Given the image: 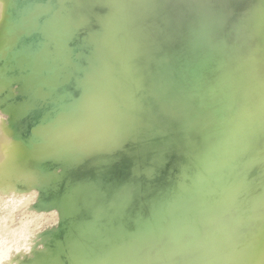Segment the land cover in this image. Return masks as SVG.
Listing matches in <instances>:
<instances>
[{
  "label": "bare ground",
  "instance_id": "obj_1",
  "mask_svg": "<svg viewBox=\"0 0 264 264\" xmlns=\"http://www.w3.org/2000/svg\"><path fill=\"white\" fill-rule=\"evenodd\" d=\"M0 1L2 2V0H0ZM5 1L7 2V0H5ZM8 1H11V0H8ZM241 1L243 4L240 3ZM3 3L5 4V2H3ZM3 3L1 5H3ZM7 3H6V5H7ZM9 4H11V3L9 2ZM9 4L6 7H9L10 6ZM213 5H223V6L229 7L230 11L228 12L227 15L223 16L221 13H219L218 11H216L212 7ZM11 6H14V5L11 4ZM236 6H238V7H236ZM14 7H15L14 9L12 7V10H10L11 7H9V9L6 8L10 11L8 12V10H7L6 11L7 13L4 12L5 17L2 18L0 21V25L2 22L1 30H3L0 32H2V34L6 33L7 36H9L8 41H9V39L10 40L12 39V41L8 42L6 39V34H5V36L3 38H5L6 40L4 39L5 41L4 40L1 41V39H0V44H2V43L7 44V42H8L7 45L8 46L10 45V48L12 46V48H13L16 46V44L19 43V39L22 42V39H24L23 37H27V38L29 37L36 44L37 50L41 51V53L44 55L50 54L51 51H50V53H46V50L49 52V50H52L53 48H56L57 51L54 50V52H56L55 55H57V52L62 53V52H60V50L63 51V49H65L63 47L67 46L66 49H68L70 52H68L66 49L64 51H67V53H69V55H71L73 57V59H72V57L69 56L72 61L69 58L71 63H70V67L66 68L67 72H68V79H66L67 76L65 78L66 81H64V79H63V81L57 80V79L56 80H49L48 79V81H45L44 79L42 80V81H45L42 84L43 85L42 95L46 99H48L47 101L46 100L45 101L43 100V101L45 103L48 102L47 104H49V103L51 104L49 111L51 109L53 111L54 110L53 107L57 108V110L54 111V115H56V114L60 115L62 117V118H60V119H62V121H64L63 118H66L65 120H67V119H72L75 116V119H74L75 121L73 119L71 120L72 123L76 122L74 125H72L73 129H69V127L71 126L70 125L71 123H69L70 120H67L68 123H66L64 121V123H66L65 126L68 124L67 125L68 129H67L64 126V123L60 124L61 121L58 120L60 116H58V118H57V115H56L57 120L60 122L59 123L57 121L58 126L60 124V126L58 128L56 127L55 124H53V122H52L53 127L44 128V126L42 127V125H41V129H39L40 124H39V126H37V124H36V126L38 128H36L35 126H34L35 127L34 128L32 125L29 126V128L32 127V128H30L31 131H32V129H33V131H36V130H41V131H39V132L36 131L34 133H33V131L29 132V134L30 133H33V134L29 135V137L26 135L28 138L27 137L24 138L21 136V138H23L22 141H24V139H25V141H26L25 143L29 146V147L26 146L23 142L22 146L25 145L24 148L28 147V149H29L30 146H32V147L33 146H39L40 142L45 137L48 138V136H51L53 133L57 132V130L61 131V129H63V128H64V131H66V132L68 131L69 133H71V132L73 133V134H71V135H73L72 138L70 135H69L70 138L68 136V140L69 139H72V141L75 140L76 135H80L81 133L83 135V133H84L83 131L88 132V135L90 136L89 130L91 128H93V126L91 127V124H94L98 120L100 121V119L102 120L103 118H105L107 116V114H110L111 113L109 111V110H111L110 105H112L113 103H114L113 105H115V101L121 102L118 104V106L120 104L124 105V104H122L123 103L122 98H124L125 100L128 99L126 101H128V104H129V103H131L133 98L136 99V98H139V96L144 97L143 99L145 101H148V103L147 102L145 103V101L143 100V103L145 104V105H143L144 107L141 105L142 101L139 102V100H141L142 97L139 100L136 99V100H138L137 102L135 101L136 103L134 102L135 99L132 101L133 103H135L137 105L132 103L133 106H132V104H130V105H128V107L132 106V108H133L132 111L134 110L135 106L138 107L139 105H141L142 109H144L145 107H148L149 110H148V108L145 109V110H147L146 111V113H147L148 111H150V108H151L150 106H152V105H149V101H150L149 99L152 100V98H153L152 95L154 94L153 91H152L153 94H151L152 92L150 93V91L153 90L154 88H156V90H158V92L156 91L155 96L160 101V99L163 100L164 98H167V96H164V97L161 96L162 93L165 92L164 90H162L164 85L166 86V84H169V85H167L168 88H167V86L164 87V88H167L169 91V92H167V89H165L167 92V93L165 92L166 94L171 93L169 87L172 89L178 88L177 89L178 91L181 88H182L181 90H183V88L187 87V88H185V90L188 91L187 89H188L189 84L185 85L184 83H188V82L191 83L192 82V81L190 82L189 77H192V79L194 78V80H196V83H197L198 82L197 79L199 80V78H197L198 76H200V78L202 79L204 77L203 72L205 74H208L206 72V70L202 71L204 66L200 67V68L198 67L199 66V65H197L198 62H199L198 64H200V66H202L204 63L205 66L207 67L208 66L207 62L209 64V61H212L211 58H213V60H215L216 63H217V61L221 62V63H218V65L221 64L219 66V68L220 67H223V68L226 67V68H224V71L226 73L220 71L219 75L217 74L218 77L216 75H215L216 77H212V76H214V73L216 74V72H219L218 71L219 68H218V65L216 63H213L214 61L211 62V63H213L210 65L211 68H213V65L216 64V65H214V67L216 66V68L218 69V70L212 69V70H215V72L211 71V69H210V73H212L211 77L210 78L207 76H206V78L204 77V79H205L204 81H207L208 83L211 81V80L208 81V79L213 78L212 81L215 82L214 84H211V83H213L212 81L210 82V84L206 83L209 86L212 85L211 87L206 86L207 88H205V86H204L205 84H204L203 85L204 88L202 89V82H201V80H199L201 82L199 84V87L201 86V88H200L201 90L198 89L197 87H195L196 89H198V93H196V91L194 93L199 94L200 97L198 95V98L203 97V99L199 100L193 94V96H195V98H197L199 101V104H197V99L193 98V101L196 100V103L193 102L191 99V102H193V104L195 103L194 105H196V104L198 105V107L196 105L197 108H193L194 109L193 112L195 113V115H193L194 113H192V112H188L189 108H190V110H192L190 106H193V104L190 103V101H187V102H189V103H187L188 104L187 106L189 107L187 109L188 110L187 112L189 114L192 113L191 115L195 116V118H192V116L190 115L191 119H193V120L192 121H189V119L187 120V122L189 121L188 123H190L189 124L190 127H189V125L186 127H188V128L192 127V129L189 132L187 131L188 128H186V127H185V129H186L185 132L182 130V127L184 125H186L187 122H186V124H183V120H181V118L182 119H187V118L182 117L185 114L183 115V114H181L183 112L179 111V110H181V108L184 107V104H186L185 101L187 100L188 97L185 96L186 97V99H185V97L182 96V94L185 92V90H184V92L183 91L181 92L182 93L180 95L181 98L179 97L180 93H178V91L175 90V91H177L176 94L178 93V95H176V94H173V96L169 95L168 96L169 101H165V99H164L163 103L162 102L156 103V101H158V99L153 95L154 99L156 98L155 102L154 101L150 102V104H154V106L157 108L161 104H164L165 102H166V106H168V105L170 106V104H171L173 107H171V108L167 107L169 109H164V108H166V106H164V108L161 107L160 109L163 108L161 110L163 112L161 113V111L160 112L158 111L159 115H157L156 114L157 108L155 109V107L152 106L153 111L156 112V113H153V111H152V114H155L156 116H158L156 118V116L154 115V117L156 119L153 117L152 114H150L151 111L149 113H147V115L144 114L145 116H148V114H149L150 117H153V118H151L152 120L158 119L157 121H159V124L157 121H156L157 123H153V121H151V119L149 117L148 121L150 120L151 122L148 123L147 118H145V116L143 117V119L145 118L144 121H146L149 126H150V123L155 124L152 127L150 126L152 129H153V127H155V128L159 127V130L157 128L155 129V130H157L156 132H154L155 130L152 131V129H151V131L154 133H152L151 131H149V132L147 131L148 134H152V135L158 132L156 137H155V135H153L155 137L153 139H151L153 137L152 135L151 136L148 135V137H147L146 133H145L146 136L143 134V137L145 136L144 139H143V137H141L142 139L138 137L139 135L142 136V133H144L146 131L145 130L146 128L148 129V127H146V126H145L146 128L143 127L145 123H144V121L141 123L142 120H140V119H139L140 124H142V125H141V127H140V125L138 126L139 127L138 131H139V129H141L143 127L141 129V131H142L141 134H139L140 131L137 133L136 127L133 128V126H137V125H134L136 123H133L132 121L131 122L133 123V125L130 124L129 122L128 123H129L130 127L132 126L133 130L136 131V135H134L135 132H133L132 129H130V127L127 129V127L129 125L126 124L127 127H125V122L127 123V120L129 118L130 119L132 118L131 114H130L131 116L129 115L130 116L129 118H126V117H128V113H126V112H128L127 106L126 107L122 106V108H125V109H123V111L125 112V110H126L125 113L127 114V116L125 114H124L125 116L123 115L125 118L124 119L125 121L124 120L122 121V119H119L122 116V115L120 116V114H119V112H120L119 108L121 105L119 106V108H117L118 107L117 106L114 109V110L118 109L117 110L118 112L112 110L113 111L112 113H114V112L117 113L116 116L115 115H108L107 118H105V120H109V122L107 121V123L106 122L104 123V124H107V126H108V127L104 126L105 128L106 127L107 128H110V127L114 128L113 126H115V129H113V130L106 128L107 131H110L109 134L114 135V131H115V134L118 135L120 133L119 131H122V128H123V131L121 133L123 138H124V134L127 133V131H125V133H124V130L127 129L129 131L131 130V133H134L133 134L134 136L131 133H127V134H129V135L131 134L133 137L137 136V137H135L134 142H136L137 140H138V142L140 140H143L142 142H144V143H142L140 141L142 143V144H140L141 149H142V150L140 149L141 150L140 152H139V149H137L140 146L139 145L137 146L136 144L133 145L134 147L132 146L133 149H136V150L131 151L132 147H131L130 151L127 149V148H129L130 145L133 144V143L129 144L131 142L132 138L127 139L131 135L130 136L128 135L129 137L127 135H125V137L127 136V138H124V139H127L126 144L124 142L125 140L124 141L122 140L124 143L121 142L120 139H123L121 135H120L121 137H119V135L118 136L114 135L115 138L119 137L117 140H120L119 141L120 143L114 142V140H113L114 136L112 137V135H110V137H111L110 138L109 134L106 135V133L104 132L106 130H104V131L101 130V129H104L103 126H101L99 128V126L103 124L102 123L103 121H101V124L99 123V121H98V123L96 122V125L98 126L100 131L97 130L98 129L97 126L94 125V126H96V128L94 127L95 130L93 128V132H90V133H92L91 136H93V134H95L96 139H98V137H99V136L96 137L97 135H102V136L106 135L107 138H106V136H104L105 139L109 138L108 140L110 142H112V141L114 142V143L112 142L111 147L109 146L111 143L108 144L109 141L106 142L107 140H102V141H103V143L106 142L105 144L108 146V148H106L107 146H105V144L103 146V143L100 142L102 136L99 137L100 138V139H98L99 141L94 139V136L93 137L88 136L89 142L92 139L96 140V141H98L97 144L100 142V146H99V144L98 145L95 144V141H91L92 143L94 142L93 144L90 142L91 145L88 144V139H86L87 140L86 144H88L87 146L85 144V140H84V144H82L83 143V141H82V143H80L79 146L76 145L78 143L74 144L73 143L74 141L72 142L71 140H69V141H71V144H72V145L70 144V147H69V143H70L69 141L67 142L68 146H65V145H67V143L65 145L63 144L65 147H69V149L72 148L74 145L78 147L77 149H79V147H81V150H77V152H79V154L81 152L82 155L86 154L84 156H87V153H86L87 151L85 152L84 150H86V148L90 149V148H88L89 145L94 146V144H95V146H96V147H94L95 149H97V147H99L96 151L92 150L93 154L90 155V153L92 151H90V153H88L90 156L94 155V157H92V158H94V160L91 161L92 164L90 163V160H89V163H90L89 165L87 164V162H88L87 157L83 156V158H82V157H80V156H82L80 154V156L78 158L77 157L78 154L76 152V154H75L76 157L74 158L75 162L77 161L76 163H79V159H82V161H83V159L86 158L85 160L87 162L85 163V160L83 162L85 169L83 168L84 166L81 165L82 163L81 164L79 163L81 166L73 163V164L81 167V169L79 168L80 169L79 170L78 166H76L77 169L75 168L76 169L75 172H72V176H70L68 174L69 170H66V168H65V170L67 171V175H69L70 178L74 177L72 179L73 184L71 183L72 187L67 185V188H68V186H69V188H72V190H70V191L73 192L74 194L76 191H78V193L76 192L77 193L76 195L78 196L77 202H75L76 200L73 201L71 199L73 202H75V204L72 202L73 205H75V207L73 206L74 210L71 209V208H73V207H71L72 204H70L71 208L68 207V209H71V211H73V213L70 215L69 214V213H71V211H70L68 213V215H70L68 220H63L57 226L50 227V228H44V227L39 228V226H37L40 223L39 217L43 215L42 210L44 211L45 209H42V208H40L38 210L36 209L32 213L31 222L29 220L30 224H28V225L24 224L25 226L23 225V227L21 226L22 223L20 224L19 227H20V229L23 228V230L21 229L22 233L18 232V230H17V232L20 233V234H18L17 232L15 233V231L12 230L11 228H9V229H11L14 232H11L7 228L8 227L7 225L10 224V223L8 224V222L12 221V219H13L12 218L11 220L8 221V218H9V215L11 214V211H13V210L15 211V208H18L20 206L25 207V205L29 206L30 204H32L33 200H34V195H35L34 193H37V191H36L37 188H42L43 186H46V184L49 183L50 181L52 183V180L54 179V177L52 178L50 176V174H51L50 172H51V169H54V167H53L54 165L52 166V163L55 160L54 159H53L54 161L50 160V162H52L50 164L51 169L50 168L47 169L46 165L43 164V162H41L42 159H43L42 161H44V160L48 161L47 158H44L46 156V154L44 153L45 156H43V153L36 154L37 158H35L36 160L35 159L33 160L35 162L32 161V163L30 164V167L32 165H34V163L38 164L35 166L40 171L36 170L38 172V173H36L34 170L36 167L32 166V169L34 167L32 172H35V174L33 173L34 175H32V176L35 177V175L38 174L36 176L37 178L35 177V179H34V180H36V182L34 180H32L33 181L32 183H34V184H32L33 186L31 185L27 190H24V188L27 187L26 185H23V186L19 185V187L13 188V189H6V188L4 189V187H3V189H0V246L2 248L3 247L7 248L8 246H11L10 244L14 243V246L18 247V248L15 247L17 251L19 250L18 253H16V254H18V257L16 258L15 264H19L23 260H26L27 258L33 257L35 255L36 256L41 255L40 253L37 254L38 251L45 249L49 243L51 244L50 241H54V242L56 241L55 242V244H56L57 241H60L63 238L65 245L63 246L62 243L59 242L60 248H63L66 245H69V243H67L68 242L67 240L70 238H68L64 234H66L65 232H68V230L73 227L71 225H73V224L76 225V222L77 223L80 222V224L81 223L83 224V226H81V228L83 227V230H84V225H85L84 223H86V225L88 224V226L90 224H94L96 226V224H97V229L102 230V231L105 230L103 233H105L107 231L106 232L107 236L106 235L105 236H106V238L108 237L110 239V241L112 240L113 242H115V238H116V239H118L116 242L119 241L118 242L119 245H120L121 239H122L121 240L122 245L123 244L128 245L129 243L132 244L133 245L132 249L135 248L136 252L134 254L135 256L132 255L133 258L131 257L132 259L130 260V262H128L129 264H143L144 262H142V261H144V260L146 261V256H147L145 254V256H144L145 259L142 260L144 258L142 256L144 254L143 250L145 247L152 246L153 244L158 245V243L161 242V239L164 243L163 239H165V238L167 239L168 237H171L172 235H177V233L180 235V238H177L178 241L176 240V237L179 235H177L176 237L173 236L171 238H172V240L175 239L174 241H177V242L181 241V242L177 243L176 246L174 245V247H173L172 243H176V242H174V241L172 242V240H170L171 239L170 238L169 240L171 241V244H168V241L166 239H165V241H166L165 244L167 243L169 247H170V245H172V248L176 247L175 249L178 248L179 253H181L180 251L183 248H184L183 249V252H184L186 247H187L188 250H186V251L188 253H185L186 252L185 251L184 252L185 255L183 254V256H182V254H181V256H182L181 259H184V258L187 259V257H188V256H186L187 254L189 256L192 255V258L194 259V257L196 256L195 253L201 255V253L204 251V250H202L201 253L196 252L197 248L199 249V246L202 245L201 243L204 242V240L201 239V238L205 237V236L203 237V233H205V234H206V232L209 233V230H211V229L214 230V228L216 226L218 227L219 225H217V222L220 221L219 222V224H220L223 221H225L226 219L228 220L227 217L229 215L231 216V214H232L230 212L228 214L229 209H231V211H233L235 209V211H234L235 214L238 212V214H236L238 217V220L240 217H242V218H244V216L246 217L248 215V212L251 211L252 209L256 208L257 210H260L262 212L264 211V208H263L264 207V0H128V2H127V0H24L21 3V5H17ZM233 7L235 10L233 9ZM231 10H233V12ZM240 20L242 22L238 23V22H240ZM237 24H239V25H237ZM12 33L17 34V35H15L16 37H13V35H11ZM8 34H10V35H8ZM0 36L2 37V35H0ZM206 37H208V38H210V37L211 38L212 37L220 38V39H218V41H214L216 38L215 39L210 38V43H207V45H208L207 47H210V49H212L213 47L215 48V50H213V49L210 50L211 53H212V51H216V49H218V46H219V48L221 46V47H224L223 51L222 50L219 51L220 54L222 53V57L225 56V58H226V56H228L231 59H229V60L225 59L224 61H222L224 58L222 59V57L219 56V54L217 55L216 52L215 53L213 52L212 54L213 55L215 54V58L217 56L218 60L215 59L213 57V55H210V57H211V58H209L210 60H208V58H207V60H208L207 62L204 60L205 62H203L202 65L199 61L200 59H198V62H197V60H194V57H196V59H197V56H198V58H199L198 54H201V52H202L201 50H203V51L206 50L205 48H207V47H205L204 43L206 40L209 42V40ZM204 38H206V40ZM202 40L203 41L205 40V41L203 42ZM211 41L215 42L214 45H212L213 43ZM194 42L197 46L194 44ZM198 42H199V44L201 42L200 46H198L199 45ZM216 42H218V43H216ZM21 44L18 45L17 47H19V46L22 47ZM192 44L195 46L194 48H193ZM202 44H204V45L202 46ZM7 45H4V46L6 47ZM58 45H61L63 49L59 48L60 50H58L57 49ZM190 45H191V47H190ZM215 46H217V47H215ZM20 47H19V49L17 48L18 50H15L17 52V55H18V53H20V51H19L21 49ZM202 47H203V49H201ZM2 49L3 48H1L0 50H2ZM22 49L25 50L24 52H26V54H27L26 50L29 51L31 48L27 49V46H25L24 48L22 47ZM33 49L35 50V48H33ZM33 49H31V50L34 51ZM176 49L177 50L179 49L180 51L182 49L183 51H181V52L183 54L179 50H178L179 53L177 52V54H176V51H175ZM220 49H222V48H220ZM23 50H21V52ZM44 50H45V53H44ZM8 51H10V50L8 49ZM24 52H22V53L25 57L26 55ZM29 52H31V51H29ZM37 52H36V54L41 55L40 52H39L40 54ZM207 52L208 51H204L203 56L205 58L208 56V55L205 56V54H207ZM32 53L35 54V52H31V55L28 53L29 55L27 54L28 57L27 56L26 57L27 58L30 57V58L34 59V57H33L34 55ZM52 54H50V55H52ZM178 54H180V55H178ZM19 55H22V54H19ZM55 55L53 54L52 56H55ZM65 55H66V53H65ZM183 55H185L184 57H186L187 55H188V57L190 56V62L192 60L191 59V55H192L194 62L195 61L197 62L196 63L197 67L194 65H189L191 67L189 68L187 66L189 68V69L187 68V74L184 73V72H186V70L183 69L181 71L183 74L178 71V72H176V74L174 73L172 77L171 76L168 77L169 74H172V71H173L172 70L170 72L169 69L171 70L173 68V69H175L174 71L182 69L181 66H182V62L184 59ZM42 56H39V57H42ZM181 56L183 59L180 58ZM36 57H38V56H36ZM57 57H58V55H57ZM57 57H55V58H57ZM188 57H186V58H188ZM220 57H221V60H220ZM42 58H43V62H44V59H46V57H42ZM59 58L61 59V56H59ZM163 58H165V59L167 58L166 62H163L164 64L161 63V59H163ZM32 59H30V61H28V63H33V62H31ZM50 59H46V60H50ZM60 59H57V60H60ZM201 59H202V57H201ZM232 59L234 60L233 61L234 63L233 62L232 63L235 66V67L234 66H232V67L237 68V66H238L239 68L244 67V69L239 72L238 69L233 68V70H232L233 72H232L229 68L230 66H227V63ZM40 60H42V59H40ZM40 60H38V61H40ZM54 60H56V59H54ZM193 60H192V62H193ZM236 60H238L240 62V64H242V66ZM33 61H36V58ZM163 61H165V60H163ZM202 61H203V59H202ZM225 61H227L226 66H223L222 64L225 65ZM235 61H236L237 65L235 64ZM26 62H27V60H26ZM26 62L23 63V61H22V63L24 65ZM40 62H38V63H40ZM60 62H61V60H60ZM178 62L181 63V66H180V63L177 64L181 68L180 67H179V69H177L178 67L170 68L174 64H175L174 66H177L176 63H178ZM188 62H189V60H188ZM45 63H46V61H45ZM135 63L137 64V67H138V68L136 67L137 69L135 68V66H136V65H134ZM185 63L183 62L184 67H185ZM187 63H186V65H187ZM48 64L44 65V63H43V66H47V68H48V66H50ZM63 64H64V61H63ZM65 64L67 65V63H65ZM131 64L134 65V67H132ZM34 65H33V67H34ZM36 65H35V67H36ZM58 65H59V63H58ZM66 65H64V66H66ZM228 65H230V64H228ZM129 66H131V68ZM192 66H194L195 72L198 70L196 68H199L198 71L202 72V77L200 75L201 72L198 73V71L196 72V75H198V76L193 77V75H195V73L192 74V72H191V70L193 69ZM28 67H30V65H28ZM41 67L42 66H40V69H41ZM206 67L204 69H207V71H209V69ZM128 68L132 69L133 71L130 70L132 72H134L135 70H137V72H134V74H130L131 72L129 73ZM133 68H135V70ZM31 69H33V68H31ZM42 69H44V71L47 70L44 67H42ZM42 69H41V71H42ZM50 69H51V67H50ZM240 69H242V68H240ZM51 70H53V69H51ZM51 70H47L46 73L48 71H51ZM64 70H65V68L62 71H64ZM221 70H223V69L221 68ZM237 70H238V72H237ZM44 71H42V72H44ZM140 71H141V73H143V72L144 73L141 75ZM188 71L192 74L191 76L189 75L190 73ZM59 72H61V70ZM125 72H128L127 75L130 74L129 75L130 78L132 77V75L134 76L131 78L132 80H135L134 78L136 76H138L137 77L138 79L140 78V75H141V77L143 76V78L145 79V82H144L143 78H141V80L143 79L142 84L145 83L143 85H146L145 86L146 89H148L147 87L150 85L151 82L153 84L155 83L154 84L155 86L153 85V88L151 87L152 89L149 88V90L146 91L145 87H142L140 79H139V82L141 85H139L138 82L135 80V83L139 87L141 86L140 89L143 91V93L141 92V90H139L138 86H137L138 90L136 92L137 88L135 89L133 87L136 84L134 83V81H132L129 78V76L126 75L127 78L124 77V75L126 74ZM39 73L40 72H37V75ZM123 73H125V74L122 75ZM138 73H140V75ZM229 73H231V74L237 73L238 77L236 79L229 80V81L225 80V82H227V86H228V87H226V89H227V92H226V90L224 89V85H226V84L225 83L222 84V81H223V79H227L231 75ZM47 74H49V73H47ZM112 74L115 77L112 76ZM135 74H137V75H135ZM234 74H232V75H234ZM244 74H246V75H244ZM44 75H43V78L45 76H47V75H45V76ZM117 75L119 77H117ZM120 75H122V76H120ZM208 75H210V74H208ZM52 77H53V74H52L51 78ZM63 77H64V74H63ZM109 77H111L110 79L112 81L109 79ZM120 77H122V79H123V77L126 78L127 81H126V79L123 81H121L122 79L121 80L119 79V81H118V78H120ZM224 77H226V78H224ZM112 78H115V79H112ZM128 78L134 84H132V82H129L130 80ZM40 79H41V77H40ZM52 79H55V78H52ZM150 79H151V82H149ZM152 79H153V81H152ZM107 80H109V82ZM167 80H169L168 81L169 83H167ZM216 80H217V82H216ZM38 81H41V80H38ZM116 81L120 82V84H117ZM124 81L127 83L124 84ZM146 81L149 83H147ZM31 82H33V81H31ZM34 82L36 83L37 80ZM106 82L108 84L109 83L112 84L111 82H113L112 85L113 86L115 85L114 86L115 88L117 87L116 90H113L114 87L112 85L109 86ZM122 82H123V84H122ZM128 82H129V84L133 85V86H131V87H133L131 89H133L137 94H140V95H138V97L136 95H135L136 97L134 96V94H135L134 91L130 90V92H129V90H128L129 88H127L125 86L126 84H127V86H130L128 84ZM164 83H166V84H164ZM219 83L223 87L220 86L219 88H217L219 86L218 85ZM103 84L104 85L107 84L108 89H107V85H106V89L103 88V87H105ZM121 84L124 85L125 87L124 86L122 87ZM194 84L195 83L193 82L189 86L194 85ZM27 85H29V84H27ZM118 85H120L119 88H118ZM161 85H163L162 88L160 87ZM213 85H217L216 89L213 87ZM4 86L6 87L5 84H4ZM150 86H152V85H150ZM195 86H198V83H197V85L195 84ZM100 87H102L104 90H106V92L103 91V89L100 90ZM110 87H113V88H110ZM27 88H29V87H27ZM120 88H123V89L121 90ZM125 88H126V91L128 92V94H131V91H132L133 94L130 95L132 100L129 98L130 96L128 94H124V93H127L125 91ZM193 88L194 87L191 86V89H189L190 93L192 92L191 90ZM210 88H212V89H210ZM220 88H221V90H220ZM117 89H119L123 92V93H120V91L118 90L120 93V97L118 95L119 93H118ZM144 89H145V92H144ZM208 89L212 92H209ZM222 89H224L225 93H224V91H222ZM36 90L38 91V88ZM159 90L162 92L161 94H160ZM202 90L205 91V94H203ZM27 91H29V89ZM100 91H103L104 93L103 92L101 93ZM113 91H114V93H113ZM172 91L175 92L174 90H172ZM98 92L102 95L101 96L102 98L107 92H109L111 94L109 95L107 93L108 95H105V97L109 98L110 100H112L114 97V99H117V100L114 101V99H113L112 101H114V102L111 101V103L110 102L107 103L108 100L104 97L105 98L104 103L109 104V105H106L104 103L102 104V102H101L102 105H100V106L102 107L104 105L105 108L108 109V107H109L110 109L109 110H107V109L102 110V109H100V106H99V109H100V111H99L98 107H94V108H96L95 112H97V110L99 112H102V111L105 112L104 113L105 115L104 114L101 115V113H100L101 118L96 119L95 116H96V114L99 115V113L93 112L94 108H92L93 107L92 105L96 106V104L97 105L100 104V103H98V100L101 101V99H99V98H101L99 96L100 94L98 95L99 98H98V96H96V100L98 98L97 101L89 102L88 100H94L95 98L93 96L97 95ZM138 92H141V93H138ZM115 93H117V98L115 96L116 95ZM146 93L149 95H147V97L145 98ZM157 93H159V95L162 98L159 95H157ZM220 93H222L221 96L219 95ZM24 94H23V98L21 97L22 96L21 94H20V97L24 100L26 99V105H27V98H24V96L25 97L28 96V98L30 100H33L32 98H34V96L32 95L33 96L32 97L30 95L32 97L31 98L29 95L26 96ZM28 94H31L30 91ZM91 94H92V97L94 99L91 97ZM112 94L114 96H111ZM166 94L163 93V95H166ZM201 94H203L205 96L201 97ZM34 95L36 96L35 93H34ZM125 95L128 96V98ZM132 95L134 97H132ZM190 95L192 97V93ZM107 96H109V97H107ZM148 96H150L151 98H149ZM20 97L18 96L19 100H21ZM40 97H42V96H40ZM89 97H91V98L89 99ZM118 97H119V99L121 97L122 98L120 100H118ZM169 97H171V98H169ZM207 97H209V98H207ZM227 97H229V99ZM29 99H28V102L30 101ZM86 99H87V101H86ZM146 99H148V100H146ZM105 100L107 102H105ZM125 100H123V101L125 102ZM182 100H184V101H182ZM83 101L84 102L86 101L87 102L86 104H88V102H89L91 105L88 104L86 106V104L83 103L85 106H84V108H82L83 107V104H82ZM102 101H103V99H102ZM175 101H177V102L175 103ZM201 101H203V102H201ZM19 102L20 101H18V103ZM22 102H23V104L25 103V101H22ZM32 102L30 101L31 105L29 104L30 109H31V106H33L32 104L36 103V102H33V103ZM39 102L41 104L42 100L40 99ZM39 102H38V104H39ZM44 102H42V104ZM125 103L127 104V102H125ZM147 104H148V106H146ZM157 104H160V105L156 106ZM175 104H177L175 106L176 108L174 107ZM36 105H37V103H36ZM36 105H35V107H36ZM105 105L108 107H106ZM113 105H112V109L114 108ZM89 106H90V110H91V112H90V110H88V112H90L89 114H91L92 112L94 113L95 121L93 123L92 122H86L84 120L88 117H90V118H88V120L91 119V116L93 117V114L86 117L85 114H87L88 112L87 111H86V113L83 112L84 111L83 109H86L85 107H88V109H89ZM161 106H163V105H161ZM187 106H185V107H187ZM26 107L28 108V105ZM47 107H48V105H46V107L44 106L45 109H42L41 107L40 108L42 110H47L48 109ZM104 107H102V108H104ZM139 107H138V110H136L137 108L135 107L136 108L135 112H133V113L131 112L133 114V116H135V114H139L141 112V108H140V112L136 113V111L137 112L139 111ZM38 108H39V106H38ZM40 108L37 109V107H36V109H34V110H37L39 112L37 114H40V111H42V110H40ZM80 108L82 110H80ZM122 108H121V110H122ZM174 109L175 110L177 109L179 112L176 113L177 110L174 111ZM129 110L131 111V107L129 108ZM151 110H152V108H151ZM49 111H47V112H49ZM56 111H58V113ZM106 111H109V112H107V114H106ZM123 111H121L120 113L123 114L124 113ZM142 111L143 112L140 113V116H142L141 114L145 113L144 110H142ZM172 111H174V113H176L177 117H174L176 120H178L177 118H179L177 114L181 115V116L180 115L179 116H180V120L182 122L177 121L176 126H177L178 122L180 124L182 123L181 125L178 123L177 128H179L181 126L180 127L181 130L185 134H183L181 132L179 135L178 131L180 129L175 131L176 133H174V131L171 129L173 131L174 135H172L169 132L167 133V131L166 132L161 131V130H164L165 127L167 128L168 124H169L168 126H170V123H169L170 121H173V123L172 122L171 123H172V127H174V129H175L174 123L176 120L173 118H172L173 120H171L172 114L171 115L169 114ZM183 111H184V109H183ZM43 112H41V115L45 114ZM59 112H60V114H59ZM187 112H185V113H187ZM61 113H62V115H61ZM80 113H81V115L82 114L85 115V116L83 115L84 119L82 118L83 116H81ZM77 115H79V117H76ZM173 115L175 116V114H173ZM173 115H172V117H173ZM80 116H81V118H80ZM110 116H113L112 119L110 118ZM123 116H122V118H123ZM169 116H170V118H169ZM190 116H189V118H190ZM53 117H54L53 114H51L52 119H53ZM108 117L111 119V121H110V119H108ZM115 117H117V118H115ZM135 117H137V115ZM186 117H188V116H186ZM56 118H54V119L56 120ZM78 118L80 121V122L78 121L79 123L76 121V120H78ZM114 118L117 119V121L120 120L119 121L120 125L117 124V122H116V120H114ZM137 118H139V117H137ZM82 119H83V121L86 122V124H85V122L84 123L82 122ZM141 119H142V117H141ZM195 119H196V121H195ZM131 120L134 121L135 118L131 119ZM136 120L134 122L138 121V120L137 121ZM89 121H91V120H89ZM92 121H93V119H92ZM113 121H115L116 124ZM81 122L83 123V125H86V126L90 125V127L87 126L88 127L87 128L85 126L87 129L85 127H84L85 128L84 129L82 127L83 125ZM111 122L115 125H113ZM123 122H124L125 129H124L123 124H122ZM108 123H109V125H108ZM111 124L113 126H110ZM164 124H167V125L164 126ZM191 124H192V126H191ZM117 125L121 126L122 128L117 126ZM158 125H160V126H158ZM54 126H55V129L57 128L56 130L54 129ZM72 126H71V128H72ZM76 126H79L84 130L81 129L82 132H80L81 130L80 131L78 130L79 128L74 130L76 128ZM60 127H63V128L59 129ZM150 127H149V129H150ZM49 128H52L53 130L49 129ZM119 128H121V129H119ZM166 128H165V130H167ZM34 129H36V130H34ZM42 129L44 131L46 129L49 131L51 130L50 132H52V131L53 132L49 134L48 131H45V133H44V131ZM117 129L119 131H117ZM70 130H71V132H70ZM73 130L75 133L78 130L79 133H77L75 135ZM143 130H144V132H143ZM171 130H169V131L171 132ZM91 131H92V129H91ZM95 131H96V133H95ZM86 132H85V134H86ZM116 132H119V133H116ZM43 133H44V135L45 134L46 135L44 136ZM163 133H165L164 135L168 134L167 135L168 138H166V136H164ZM66 134L68 135V133H66ZM137 134H139V135H137ZM175 134H176V136H175ZM85 136L87 137V135L81 136L82 139H84ZM73 137H74V139H73ZM163 137H165V139H167V140H165ZM90 138H92V139H90ZM104 138H102V139H104ZM136 138H137V140H136ZM117 140H115V141H117ZM22 141L20 142L21 144H22ZM127 141H128V145H127ZM101 143H102V146H101ZM81 144H82V146H81ZM83 145L86 146V148L82 150V148H84ZM124 145H127L128 147H126ZM135 145L137 146V148H135L136 147ZM3 147L4 146H2L0 149L4 150ZM36 148L34 150L37 151V149H39V148H37V149ZM42 149H43V147H42ZM65 150H66V148H65ZM74 150L76 151L75 148H74ZM6 151H4V152H6ZM59 151L57 150L55 153H57ZM61 151H62V153H64V147ZM60 152L57 154L52 153L53 158H55L56 161H57V158L59 159V158H61V156H64L63 159L65 161L63 160L64 162H62L59 159L57 162V166L55 165L56 167L62 166V165L64 167V164L66 165L67 158L70 159L71 161H73L72 158L68 157V156H70V154H72L71 149H70V151L66 150L65 154H63V155H58V154H60ZM6 154H7V152H6ZM56 155H58V156L55 157ZM0 156H2V155H0ZM3 156H4V154H3ZM47 156H48V154H47ZM51 156L52 155L48 156L49 157L48 159H50ZM71 156H74V155H71ZM18 157L19 156L16 157V160L18 159ZM38 157H40V158L38 159ZM13 159H15V158L13 157ZM39 160H40V164H39ZM11 161H13V160H11ZM36 161H38V163ZM41 163L45 166L43 167ZM48 163H49V161H48ZM11 164H12V162H11ZM69 164L72 165V163H69ZM86 164L88 166H86ZM71 165H69V166H71ZM75 165H74V167H75ZM63 167H62V170H60V171H59V169L57 170V168H55L57 170L56 171L54 169L55 173L58 171L59 172L64 171ZM74 167L71 166L70 168L73 169ZM58 168L61 169V167H58ZM70 168L68 167V169H70ZM49 169H50V172L47 171ZM73 171H74V169H73ZM39 173H40V176H42V177L39 176ZM55 173H53V174H55ZM53 174H51V175L53 176ZM57 174H55V175L57 176ZM62 174H63V172H62ZM64 174L66 175V173H64ZM59 175H58V177H59ZM63 176H61V179L58 181H61ZM88 176H90V177H88ZM64 177H66V176H64ZM59 178H57V179H59ZM68 178H66L67 182H68V180H67ZM63 180H65V179L63 178ZM53 181L55 182V179ZM65 187H66V185H65ZM71 192H68V193H71ZM18 193H20V195ZM73 193H72V195H73ZM247 193H248V195L251 193L250 194L251 196L250 195L248 196ZM113 194L115 195V197H114L115 199L114 198L112 199V197H111L112 201H107V200H110L109 196H112ZM246 195L248 196V199L252 198L253 197L252 195H255L253 198L254 203H255L254 205H252L253 202H249V200H251V199H249L248 202H247V200L241 199L239 203H236L237 202L236 197L241 196L240 198L246 199L247 198ZM240 198H237V200L239 201ZM74 199H76V197ZM231 199L235 200V206H234L235 208H233V206H232V205H234V201L230 202V204H229V201H232ZM227 200H228V202H226ZM225 202L227 203L228 207L225 206V204H226ZM223 203H224V205H223ZM231 203H232V205H231ZM220 204H222L223 207H221L222 205H220ZM229 206L230 207L232 206V207L230 208ZM22 207H20V208H22ZM223 208H226V209L228 208L227 209L228 211L226 212V209L224 210ZM236 209H238L237 212H236ZM223 210L225 213H227L226 215H228V216L223 215L224 214V213H222ZM17 211H19V209H17ZM239 213H241V214H239ZM244 213H246V214H244ZM235 214H233L232 216L234 217ZM216 215L220 216L219 217L220 219L217 218ZM221 215H223V216H221ZM239 215H240V217H239ZM211 216H215L214 218H217V219H212L213 223L210 222V221H212V220H210ZM225 216H226V219H224ZM233 217H231V218H232V220H234L233 221V223H234L237 220V217H236V220ZM207 218H210V219H207ZM206 220H210L206 223V225L209 227V229H208V227L206 228V225H205ZM214 220H217V221H214ZM27 221H26V223H27ZM192 221H194V222H192ZM214 222L216 223V225L214 224ZM195 223H197V224H195ZM208 223H210L211 226H214V227L213 228L210 227V225ZM223 223L226 224L227 222L225 221ZM190 224H192L191 227L193 226L197 230H195V229H194L195 231L192 230L193 227H192V229H191V227L189 228ZM228 224L231 226V228H233L232 223L229 222L226 225H228ZM197 225H198V227H197ZM226 225H224V226H225V228L227 227V229L229 228L228 231L233 230V229H230L229 225L228 226H226ZM77 226L78 225H76L75 228ZM185 226H188L187 228H188V230L190 229V232H193V233L195 232V233L194 234H192V233L186 234L185 233L186 231H184V230H187V229H185ZM220 226H221V224H220ZM19 227H18V229H19ZM92 228L93 227H91L90 230L88 229V232L90 231L91 233H93ZM77 229H79V226ZM85 229H86V226H85ZM205 229L207 230L206 232H205ZM227 229H225V232H227ZM80 230L81 229H79V231ZM216 230H217V228H216ZM219 230L223 231L224 228H223V230H222V228ZM69 231H71V229ZM72 231H73V229H72ZM102 231H98V232L102 233ZM71 232H69L68 234L70 235ZM73 232L77 233L78 230L73 231ZM85 232L86 231L84 230L83 233H85ZM88 232H86L87 236L91 237V235H88ZM218 232H214V233H218ZM225 232L223 233L224 235H225ZM91 233H89V234H91ZM103 233L102 234L98 233V234L104 235ZM208 233H207V236H208ZM75 234H74V236L77 237V235H75ZM94 234L95 233H93L92 235H94ZM98 234L95 237L96 238L99 237L100 238L99 240H101L100 241L101 243H102V239H103L104 244L103 243L102 244L103 245L106 244L104 246V248H106L107 247L106 238L104 239L103 236H98ZM184 234H186V236ZM229 234L231 235V231L229 232ZM63 235H64V237L66 236L65 237L66 242L64 240V237H62ZM221 235L222 234H220L219 237H221ZM230 235H228V237ZM82 236L85 240V236L84 235H82ZM82 236H81V238H82ZM95 237H94V242L96 241ZM216 237H217V235H216ZM111 238H114V240ZM74 239H77V238H74ZM214 239H215V237H214ZM82 240L79 239L77 241V243L79 241L82 242ZM92 240H93V238H92ZM123 240H125V241L127 240V242L129 241V243L125 244V242H123ZM215 240H214V243H216V245H217L218 242H215ZM219 240L221 241L220 238H219ZM226 240H224V242ZM242 240L243 239H241V241ZM110 241L108 240L109 243H110ZM198 241H199V244H198ZM241 241H240V243H241ZM69 242H71V241H69ZM73 242L75 243L76 241L74 240ZM97 242H99V241H97ZM100 242H99V244H100ZM59 243H57V244L59 245ZM195 243H196V245L197 244L199 245V246L198 245L195 246L196 249L193 247ZM222 243H223V241H222ZM70 244H71V246L73 245L72 242ZM86 244H87V242H86ZM113 244L117 245L116 243H111V245L109 244L110 247ZM78 245L79 244H77V248L75 250H78ZM119 245H117V246H119ZM122 245L120 247H122ZM127 245H126V247L124 246L123 251L125 250V248H127L126 250H128L130 248V247L128 248ZM164 245L161 244L160 246H164ZM203 245H204V243H203ZM210 245H209V247H210ZM221 245H223V244H221ZM229 245H232V244H229ZM263 245H264V242L260 243V246L257 248V251L255 253V257L252 260L253 263L251 262L250 264L255 263V261L257 259L256 257L259 253L258 250H260L259 248L263 247ZM61 246H63V247H61ZM74 246H76V245H73V248H74ZM81 246H82V244H81ZM155 246L156 245H154L153 247H155ZM168 246H167V248L169 249V251L164 249L166 247H163V248L160 247V248L164 249V251L166 250V252L169 253L170 249H172V248L171 247L169 248ZM206 246H207V244H206ZM68 247H65V249L67 248L66 250H68ZM96 247H97V245H96ZM110 247L108 246L107 250ZM153 247H152V249L150 248L151 251H149V252L146 251L147 253L151 252V254H150L151 257L147 256L149 258V260H151V259L156 260L155 257L157 256V253H158L156 251L157 246L155 248H153ZM191 247H193V249H190L191 251L195 250L194 253L192 252L194 255L190 254L191 252H190L189 248H191ZM2 248L0 251H2ZM8 248H10V247H8ZM88 248H90V247H87V249ZM11 249H9V250H11ZM71 249H72V247H71ZM79 249H81V248H79ZM112 249L110 248L109 251ZM117 249H118L117 251H119L122 248L117 247ZM204 249L206 250V248H204ZM3 250H5V249H3ZM7 250L8 249H6V251ZM50 250L51 249H49V252H50ZM60 250L62 252L64 251L62 249H60ZM84 250H85V248H84ZM222 250H224V249H222ZM17 251H15V252H17ZM91 251H88V252H91ZM97 251L98 250H96V252ZM109 251H108V253H110ZM131 251L132 250L130 248V253L133 254V251L132 252ZM161 251H163V250H161ZM173 251H174V249H172V252ZM214 251H215V249H214ZM83 252L85 254V251H83ZM100 252L103 253L102 250ZM105 252H106V250H105ZM120 252H121V250H120ZM120 252H119V256H120ZM174 252H175V254L178 253L177 250H175ZM57 253H60V251ZM78 253L79 252H77L76 254H74V253L73 254L76 256ZM108 253H106V254H108ZM113 253H114V250H113ZM127 253H128V251H127ZM43 254L44 253H42V255ZM46 254H48V253L46 252ZM46 254H44V256ZM101 254H100V256H101ZM111 254L112 253H110V255ZM114 254H117V256H118V252L114 253ZM175 254H173V255H175ZM178 254L175 255L179 258V260H178V258L176 257V259H177L176 264H177V261H181L180 256H179L180 254L179 255ZM218 254H220V253L218 252ZM65 255L66 254H64L63 256H65ZM70 255L72 257L71 253H70ZM70 255H68V256H70ZM74 255H73V260H74ZM110 255H108V257ZM124 255L126 256V254H124ZM158 255H161V252ZM171 255H169V256H171ZM56 256H57V258L59 257V255H56ZM81 256H82V254H81ZM98 256H99V254H98ZM121 256H123V253ZM226 256H225V254H224V256L222 255V257H226ZM12 257L13 256H11L10 258H12ZM41 257L39 256V258H41ZM46 257H48V256H46ZM60 257L62 258L61 255H60ZM86 257H88V256H86ZM92 257H90V258H92ZM159 257L161 259V256H159ZM167 257H168V254H167ZM204 257H206V256H204ZM61 258H58L60 260L59 261L60 264L64 262V261L61 262V260H62ZM82 258L84 260V257H82ZM95 258H98L97 255ZM103 258L107 259L106 256H104ZM109 258H111V256ZM199 258H200V256H199ZM199 258H198V260H199ZM0 259L3 260L4 257H3V259L2 258H0ZM6 259H8L7 256H6ZM68 259H69V257H68ZM68 259L66 256L67 262L71 261L70 264L72 262L74 263V261H75V260L72 261V259H70V260H68ZM128 259H130V258H128ZM160 259H158L159 264H162L163 262L160 263ZM164 259L166 261V257H164ZM188 259L191 260L190 262H188V264H189L192 262V259L191 258H188ZM188 259H187V261H188ZM8 260L10 261V259H8ZM91 260H93V259H91ZM111 260L113 261V259H111ZM123 260H124V258H123ZM127 260H125V261H127ZM170 260H172V258ZM207 260H208V258H207ZM26 261H30V259L26 260ZM32 261H34V259H32ZM41 261H42V258L40 260V263H41ZM80 261L77 260V262H79V263H80ZM107 261H110V260L107 259ZM187 261L185 260V263H187ZM195 261H197V260L195 259ZM234 261H235V259H234ZM35 262H36V260H35ZM54 262H55V259H54ZM101 262L102 261H100V263ZM169 262L171 264L173 261L172 262L168 261L165 263L169 264ZM202 262L203 261H201V263ZM226 262H227V260H226ZM40 263H38V264H40ZM55 263L57 264L58 262H55ZM85 263H87V262H84V264ZM116 263H118V261H116ZM179 263H181V262H178V264ZM257 263H258V261H257ZM10 264H11V262H10ZM22 264H24V263H22ZM29 264H30V262H29ZM68 264H69V262H68ZM80 264H83V263H80ZM106 264H107V262H106ZM112 264H113V262H112ZM125 264H127V263H125ZM146 264H148V263L146 262ZM154 264H157V260L154 262ZM173 264H175V261ZM193 264H194V262H193Z\"/></svg>",
  "mask_w": 264,
  "mask_h": 264
},
{
  "label": "rangeland",
  "instance_id": "obj_2",
  "mask_svg": "<svg viewBox=\"0 0 264 264\" xmlns=\"http://www.w3.org/2000/svg\"><path fill=\"white\" fill-rule=\"evenodd\" d=\"M11 1H12L13 3H12ZM11 1H8V0H7L8 3H7L5 0H4V1L2 0V2L0 1V21H1L2 18L5 17V13H7L6 11L9 9V7H11L10 10H12V7H13V9H14V8H15L14 6L21 5V3H22L24 0H11ZM3 2H5V4H4ZM9 2H10L11 4H13L14 6H11V4H9ZM127 2H128V0H127ZM2 3H3V5H1ZM6 3H7V5H6ZM240 3L243 4L242 1H241ZM8 4H9L10 6H9V7H6V6H8ZM234 7H235V6H234ZM234 7H233V9H234ZM236 7H238V6H236ZM6 8H8V9H6ZM227 8L229 9V7H227ZM10 10H8V12H9ZM234 10H235V9H234ZM229 11H230V10H229ZM231 11L233 12V10H231ZM4 12H5V13H4ZM238 20H239V19H238ZM236 21H237V20H236ZM241 22H242V21L240 20V22H238V23H241ZM237 25H239V24H237ZM237 25H236V26H237ZM1 26H2V22H1V25H0V31H3V30H1ZM15 32H16V31H15ZM15 32H14V33H15ZM0 33H1L0 35H2V37L0 36V39H1V41H2V40L5 39V38H3V37L5 36L6 33H5V34L3 33L4 35L2 34V32H0ZM8 33H9V32H8ZM14 33H12L11 35H13V37H16L15 35H17V34H14ZM8 35H10V34H8ZM216 35H217V34H216ZM216 35H215V36H216ZM218 37H219V36H218ZM8 38H9V36H7V34H6V39H7V41H8ZM23 38H24V39L21 38V39H22V42H21V40L19 39V43L16 44V46H15L16 48H15V47L12 48V46H11V48H10V45H9V46L7 45L9 41H10V42L12 41V39H11V40L9 39V41L7 42V44H6V43H2V42H1L2 44H0V47L3 48L2 50H0V148H1L2 146H4V147H3L4 150L0 149V150H1V151H0V155H2V156H0V189H3V187H4V189H5V188H6V189H13V188H17V187H19V185H21V186L26 185L27 187L24 188V190H27L32 184H34V183H32V182H33L32 180H34L35 177H36L38 174L35 175V177H33L32 175H34L35 172L38 173L37 171H38L39 169H37V167L35 166V165H38V164H35V163H34V165H32V166H34V167H36V168L34 169V167H33V169L35 170V172H32L33 169H32V166L30 167V164L32 163V161H33L35 158H37L36 154L43 153V156H45V154H46V156H45L44 158H47V160L49 161V163H48V161H46V160H44V161H42L43 159H42V160L40 159V160H41V162H43V164L46 165L47 169H48V168L51 169L50 164H51L52 162H50V160L52 161V160L54 159L55 161H54V160H53V161L56 163V164H55L54 162L52 163V166L54 165V166H53L54 169L57 168V170L59 169V171L62 170L63 165H62V166H58V167H61V169L58 168V167H56V166H57V162H58L59 159H60V161H62V162L65 161V160L63 159L64 156H61V158H59V159L57 158V161H56V159L53 158V154H52V153H55L57 150L59 151L61 148L63 149V147H64V153H62V151H61L62 149H61V150H60L61 152L59 151L60 154H58V155H63V154H65V151H66V150H67V151H70V149H71L72 154H70V156H68V157H69V158H72L73 161H71L70 159L67 158L66 161H67L68 163L66 162V165L64 164V167H63V168H64V169H63L64 171H61V172L58 171V172L55 173V170H56V169H55V170H54V169H51V172H50V169L47 170V171H49L51 174H53V173L57 174V173H58L57 176H56L55 174H53V176L50 174V176H51L52 178L54 177L55 182L53 181V180H54V179H53V180H52V183H51V181H50L49 183L46 184V186H43L42 188H37V190H36L37 193H34L35 195H34L33 203L30 204L29 206H26V205H25V207L20 206V207H22L23 209L20 208V207H18V208H15V211H14V210L11 211V214L9 215V218H10V219L8 218V221L11 220L12 218H13V219H12V221L8 222V224L10 223V224H9L10 226L7 225V226H8L7 228H8V230H10L11 232H14V231H15V233L17 232V230H18V232L22 233L21 231L23 230V228H21L22 230L20 229V227H19L20 224L22 223V224H21L22 227H23L24 224H26V225L30 224V222H31V220H32V213H33V211L36 210V209L38 210V209H40V208L45 209V210L43 211V210L41 209L42 212H43V215L39 217V218H40V223L37 225V226H39V228H43V227H44V228L54 227V226L59 225L63 220H68L69 216L73 213V211H71V209L74 210V207H75V205H73V203L75 204V202H77V197H78V196L76 195V194L78 193V191H76L77 193L74 191L75 194H74L73 192L70 191V190H72V188H69V186L72 187V184H73V182H72L73 180H72V179L74 178V177L70 178V176H72V172H75V170L77 169L76 166L80 165L81 163H82L81 165H83V162H84V160L86 159V158H84L83 161H82V159H79V163H80V164H79V163H76L77 161L75 162V159H74V158L76 157L75 154H76L77 150H81V147H79V149H77L78 147L74 145L75 147H74V146H73V147L76 149V151L74 150L73 147L69 149L72 139H69V140H71V141H69V140H68V136L70 135L71 138H72L73 135H71V134H73V133L71 132V130H70L71 133H69L68 131L66 132V131H64V128H63V127L65 126V124L68 123L67 120H70V121H71L72 119L74 120V119H75V116H74V118H72V117H73V116H72V117H71L72 119H67V120H65L66 118H63L64 121L66 122V123H64V121H62V119H60V118H62V117H61L60 115H57V114H56V115H57V118H58V116H60L59 119H58L59 121H61V123H60V122L57 120L56 115H54V111L57 110V108L53 107L54 110L52 111V109H51V110H50V111L52 112V113H51V112L49 111V108H50L51 104H50V103H49L50 105L47 104L48 102L45 103L44 101H45V100L47 101L48 99H46V98L42 95V92H43V85H42V84H43L45 81H48V79H49V80H56V79H57V80H62V81H63V79H64V81H66V79H68V72H67V69H66V68L70 67V63H71L72 60H71V58L69 57V56H71V55H69V53H67V51H68V52H70V51H69L68 49H66L67 46H66V47H65V46L63 47V48H65V49L67 50V51H64L65 49H63L61 45H58V47H57L58 50H60L59 48L63 49V51L60 50V52H62V53H58V52H57L58 57H57V55H55L56 52H54V50L57 51L56 48H53L52 50H49V52L46 50V53H50V51H51L50 54L53 53L55 56H52L53 54H52V55H50V54H45V55H44V54L41 53V51L37 50V46H36V44L34 43V41H32L31 38H29V37H28V38H27V37H23ZM206 38L209 40V42L206 40ZM206 38H204V39L206 40V41L204 40V41H205V43H204V44H205V47L208 46L207 43H210V38H211V37H210V38L206 37ZM215 38H216V39H215ZM215 38L212 37L211 39H215L214 41H218V39H220V38H217V37H215ZM6 39H5V40H6ZM5 40H4V41H5ZM4 41H3V42H4ZM202 41H203V40H202ZM204 41H203V42H204ZM212 41H213V40H212ZM212 41H211V42H212ZM30 42H31V43H30ZM32 42H33V43H32ZM203 42H202V43H203ZM21 43H22V44H21ZM212 43H213V44H212ZM212 43H211V44L214 45L215 42H212ZM216 43H218V42H216ZM3 44H4V45H7V46L5 47ZM9 44H10V43H9ZM20 44H21V46H22L23 48H24L25 46H27V49H28V48H31V49L35 48V50L33 49L34 51H32L31 49H30L29 51H31V52H35V54H34V53H32V54L34 55V56H33L34 59L36 58V61H37V62H36V61H33L34 59H32V58H30V57L27 58L29 54L31 55V52H29L28 50H26V51H27V54L29 53V54L27 55L26 52H24L25 50H23L22 47H20V46H19V47L21 48V49L19 50L20 53H18V55H17V52H16L15 50H18V49H19V47H17V46L20 45ZM194 44H195V42H194ZM198 44H199V42H198ZM204 44H202V46H203ZM24 45H25V46H24ZM62 45H63V44H62ZM195 45H196V44H195ZM200 45H201V42H200V44H199L198 46H200ZM218 45H219V44H218ZM2 46H3V47H2ZM35 46H36V47H35ZM192 46H193V48L195 47L193 44H192ZM196 46H197V45H196ZM4 47H5V48H4ZM190 47H191V45H190ZM205 47H204V48H205ZM215 47H217V46H215ZM1 48H0V49H1ZM17 48H18V49H17ZM197 48H198V47H197ZM208 48H209V49H208ZM211 48H212V47H211ZM220 48H222V49H220ZM220 48H219V46H218V49H219V50L216 49V51H212V53H213V52H214V53L216 52L217 55L219 54V56L222 57V53L220 54L219 51H220V50L223 51L224 47H221V46H220ZM8 49H9L10 51H8ZM13 49H14V50H13ZM201 49H203V47H202ZM205 49H206V50H204V51H208V52L210 53V54H209V53L207 52V54H205V56L208 55L209 57L207 56V57L205 58V57L203 56V54H204V51H203V50H201V51L203 52V53L201 52L202 55H201V54H198V55H199V58H198L197 55H196V56H197V59H196V57H194V60H197V62H198V59H200L199 61H200L201 65H202L203 62H205V61L207 62L208 60H210V59H209V58H211L210 55H213V54L211 53L210 50H212V49L215 50L214 47H213L212 49H210V47H207V48H205ZM207 49H208V50H207ZM21 50H23L22 52H24L25 55H26L27 57H26V56L24 57V55H23V53L21 52ZM178 50H179V49H178ZM178 50H177V49L175 50V51H176V54H177V52L179 53L180 50H179V51H178ZM4 51H5V52H4ZM37 51H38V52H37ZM181 51H183V50L181 49ZM181 51H180V52H181ZM36 52H37V53L40 52L41 55L36 54ZM218 52H219V53H218ZM40 53H39V54H40ZM44 53H45V50H44ZM65 53H66V55H65ZM181 53H182V52H181ZM181 53H180V54H181ZM19 54H22V55H19ZM61 54H62V55H61ZM180 54H178V55H180ZM182 54H183V53H182ZM182 54H181V55H182ZM35 55L38 56V57H36ZM42 55H43V56H42ZM47 55H48V56H47ZM39 56L46 57V59H50V58H51V59H50V60H46V59H44V62H43V58H42V57H39ZM49 56H50V57H49ZM51 56H52V57H51ZM59 56H61V59L59 58ZM184 56H185V55H183V57H184ZM223 56H224V55H223ZM55 57H57V58H55ZM71 57H72V56H71ZM186 57H188V55H187ZM186 57H184V59H183L182 56H181L180 58L183 59V62H184V63H185V62L187 63L188 60H189V62H188L189 64L187 63V65H186V63H185V67H184V66H183V65H184L183 62H182V66H181V63H180V62L176 63V65L180 63V66L182 67V69H179V67H180L179 65L174 66V65H175V64H174V65L171 66L170 68H172V67H174V68H175V67H178L177 69H179V70L176 69L177 71H174L175 69H173V68H172L171 70L169 69L170 72H171L172 70H173L174 72L172 71V74H169L168 77H170V76L172 77L174 73L176 74V72H178V71L181 72L183 69L186 70V72H184V73L187 74V68H188V67H189V68L191 67V66H189V65H194V66H196V63H197V62H196V61L194 62V60H193V58H192V57H193L192 55H191V59L193 60V62H192V60H191L192 63L190 62V56H189L188 58H186ZM201 57H202L203 61H202ZM203 57H204L205 59H204ZM213 57L215 58V54L213 55ZM221 57H220V60H221ZM24 58H25V59L27 58V59H26L27 62H26V60H25ZM37 58H38V59H37ZM39 58L42 59V60H40ZM69 58H70L71 61L69 60ZM185 58H186L187 60H186ZM207 58H208V60H207ZM223 58H224V59H223ZM30 59H32L31 62H33V63H28V61H30ZM52 59H53V60H52ZM54 59H56V60H54ZM57 59H60L61 62H60V60H57ZM72 59H73V57H72ZM166 59H167V58H166ZM166 59H165V58L161 59V63L166 62ZM211 59H212V61H209V64H208V62H207V65H208L209 67H208V66L206 67L204 63H203L202 66H200V64H198L199 62L197 63V65H199V66H198L199 68L204 66L202 71L206 70V72H207L208 74H210V75H208V74H205V73L203 72V76H204L205 78H206V76L210 78L211 75H212V73H210V69H211V71H214V72H215V70H212V69H216V70H218V69L216 68V66L214 67V65H216V64L218 65V63H221L220 61H219V62L217 61V63H216L215 60H213V58H211ZM215 59L218 60L217 56H216ZM222 59H223L222 61H224L225 59H226V60H229V59H231V58H229L228 56H226V58H225V56H224V57H222ZM38 60H40L42 63H41L40 61H38ZM68 60H69V61H68ZM163 60H165V61H163ZM204 60H205V61H204ZM22 61H23V63L26 62L25 65L22 63ZM45 61H46V63H45ZM52 61H53V62H52ZM63 61H64V64H63ZM201 61H202V62H201ZM213 61H214V62H213ZM233 61H234V60L232 59V60H230V61L227 63V66H230L229 68H230L231 71H232L233 68L235 67V66L233 65V63H234ZM236 61H238V60H236ZM236 61H235V64H236ZM34 62H35V63H34ZM38 62H40L41 64L38 63ZM47 62H48L49 64H48ZM56 62H57V63H56ZM211 62L216 63V64L213 65V68H211V66H210L211 64H213V63H211ZM226 62H227V61H225V65H224V64H222V65H223V66H226ZM230 62H231V63H230ZM232 62H233V63H232ZM238 62H239V61H238ZM43 63H44V65L48 64V65H50V66H48V68H47V66H43ZM58 63H59V65H58ZM65 63H67V65H66ZM68 63H69V64H68ZM222 63H223V62H222ZM27 64L30 65V67H28ZM34 64H35V65L37 64L36 67H35ZM52 64H53V65H52ZM163 64H164V63H163ZM228 64H230V65H228ZM231 64H232V65H231ZM239 64H240V62H239ZM239 64H238V65H239ZM33 65H34V67H33ZM39 65L42 66V67H44V68H46L47 70H51V69H53V70H51L53 73H52L51 71H48L47 73H49V74H47V73H46L47 70L45 69L46 71H44V69H42V67H41L42 71H44V72H42L41 69H40V66H39ZM60 65H61V66H60ZM64 65H66V66H64ZM134 65H136V66H135V68H136V67H137V64L135 63ZM134 65L131 64L132 67H134ZM220 65H221V64H220ZM220 65H218V68H219ZM236 65H237V64H236ZM240 65L242 66V64H240ZM240 65H239V66H240ZM243 65H244V64H243ZM31 66H32V67H31ZM54 66H55V67H54ZM59 66H60L61 68H60ZM131 66H129V67L131 68ZM187 66H188V67H187ZM194 66H192L193 69L191 68V69H192L191 72H192V74L195 73V75H193V77H194V76L197 77L198 75H196V72L199 70V68H196V69H198V70L195 72V70H194ZM232 66H234V67H232ZM244 66H245V65H244ZM50 67H51V69H50ZM181 67H180V68H181ZM196 67H197V66H196ZM205 67L208 68L209 71H207V69H204ZM31 68H33V69H31ZM34 68H35V69H34ZM37 68H38V69H37ZM64 68H65V70H64L65 72L62 71ZM135 68H133V69L135 70ZM137 68H138V67H137ZM137 68H136V69H137ZM189 68H188V69H189ZM221 68H222L223 70H221ZM224 68H226V67H224ZM224 68H223V67H220L219 70H218L219 72H216V74L213 72V73H214V76H212V77H216L217 74L219 75L220 71L225 72V71H224ZM240 68H242V69H240ZM240 68L237 66V68H234V69H238L239 72H240L241 70L244 69V67H240ZM36 69H37L38 71H37ZM39 69H40V70H39ZM57 70H58V71H57ZM60 70H61V72H59ZM128 70H129V73L131 72L130 74H134V72H137V70H135L134 72H132L133 70H132V69H129V68H128ZM130 70H132V71H130ZM185 70H184V71H185ZM238 70H237V72H238ZM36 71H37V72H40V73H39L40 75H39V74L37 75V72H36ZM138 71H139V70H138ZM141 71H142V70H141ZM141 71H140V73H141ZM189 71H190V70H189ZM189 71H188V72H189ZM227 71H228V70H227ZM234 71H235V70H234ZM251 71H252V70H251ZM34 72H35V73H34ZM54 72H55V73H54ZM57 72H58V73H57ZM200 72H201V71H200ZM200 72L198 71V73H200ZM232 72H233V71H232ZM59 73H60V74H59ZM117 73H118V72H117ZM117 73H116V74H117ZM119 73H120V72H119ZM125 73H126V74H125ZM125 73L122 74V75L125 74L124 77H126V75H127L128 72H125ZM140 73H138V74L140 75ZM143 73H144V72H143ZM143 73H141V75H142ZM181 73H182V72H181ZM189 73H190V72H189ZM198 73H197V74H198ZM225 73H226V72H225ZM234 73H235V72H234ZM234 73H232V74H234ZM44 74L47 75V76H45ZM52 74H53V77H52V78H55V79H52V78H51ZM63 74H64V77H63ZM116 74H115V75H116ZM120 74H121V73H120ZM130 74H129V75H130ZM182 74H183V73H182ZM192 74L190 73L189 75L191 76ZM222 74H223V73H222ZM229 74H231V73H229ZM232 74H231V75H232ZM239 74H240V73H239ZM247 74H248V73H247ZM41 75H42V76H41ZM43 75L45 76L44 78H43ZM50 75H51V76H50ZM118 75H119V74H118ZM118 75H117V77H119ZM122 75H120V76H122ZM129 75H127V76H129ZM135 75H137V74H135ZM141 75H140V78H139V79H140V82H141V84H142L144 78H143V76L141 77ZM200 75H201V77H202V72L200 73ZM215 75H216V76H215ZM231 75H230L229 77L227 76L228 78H227V79H223V81H222V84H224V83L226 84V85H224V89L226 90V92H227L226 87H228V86H227V82H225V80L229 81V80L236 79V78L238 77V74H237V73L234 74V75H232V76H231ZM244 75H246V74H244ZM58 76H59V77H58ZM66 76H67V78H66ZM112 76H114V75L112 74ZM112 76H111V77H112ZM30 77H31V78L33 77V78L31 79ZM40 77H41V79H40ZM111 77H109V79H110ZM114 77H115V76H114ZM124 77H123V79H122V77L118 78V81H119V79H120V80L122 79L121 81H123V80H125V79L127 78V77H126V78H124ZM132 77H134V76L132 75ZM132 77H131V78H132ZM137 77H138V76H136L134 79L138 82L139 85H141L140 82H139V79H138ZM204 77H203L202 79L200 78V76L197 77V78H199V80H201V82H202V89L204 88V86H205V88H207V87H211L212 85L209 86L208 84H210V82L212 81L213 78H212V79H208V81L211 80V81L208 83L207 81H204V80H205ZM217 77H218V76H217ZM46 78H47V79H46ZM58 78H59V79H58ZM65 78H66V79H65ZM129 78H130V76H129ZM129 78H128V79H129ZM131 78H130V79H131ZM136 78H137L138 80H137ZM141 78H143V79L141 80ZM197 78H196V79H197ZM222 78H223V77H222ZM224 78H226V77H224ZM43 79H44L45 81H42ZM112 79H115V78H112ZM130 79H129V80H130ZM168 79H169V78H168ZM189 79H190V82H191V81H192V82L189 83V82L187 81L188 83H184L185 85H186V84H189V85H190V84H192L193 82L197 85V83H198V86H195V84H194V85H191V86L194 87V88L191 90V91H192V92H191V93H192V97H191V95H190L191 93H190V91H189V89H191V86H189V85H188V89H187L188 91L185 90V88H187V87L183 88V90H181V89H182V88H181V89H179V91L177 90L178 88H177V89H176V88L172 89V88L169 87L171 93L166 94L167 92H169L168 89H167V88H168L167 85H169V84H166V83H164V84H166L167 88H164V87H166V86L163 84L164 87H163V89H162V90H164L165 92H166L165 89H167V92H166V93L163 92V93L166 94V95H163V93L159 90L160 94L162 93L161 96H162V97L167 96V98H164V99H165V101H169V99H168V96H169V95H172V96H173V94H176V92L178 91V93H180V94H179V97L181 98V96H180V95L182 94L181 92H182V91L184 92V90H185V92L182 94V96H184V97L186 96V97H188V98H187V100L185 101L186 104H184V107L188 105L187 103H189V102H187V101H190V103H192V104H193V102L196 103V100L193 101V98H195V96L198 98V95H199V94H196V93H198V89L201 88V86L199 87V84H200L201 82L197 79L198 82L196 83V80H194V78L192 79V77H189ZM191 79H192V80H191ZM30 80L33 81V82H31ZM36 80H37V82L35 83L34 81H36ZM38 80H41V81H38ZM110 80H111V79H110ZM131 80H132V79H131ZM131 80H130L129 82L134 81V83H135V80H132V81H131ZM193 80H194V81H193ZM237 80H238V79H237ZM107 81L109 82V80H107ZM111 81H112V80H111ZM114 81H115V80H114ZM118 81H116V83H117V84H120V82H118ZM126 81H127V79H126ZM152 81H153V79H152ZM154 81H155V80H154ZM168 81H169V80H167V83H169ZM129 82H128V84H129ZM144 82H145V79H144ZM146 82H147V81H146ZM149 82H151V79L149 80ZM149 82H147V83H149ZM203 82H204V83H203ZM212 82H213V83H211V84H214V83H215L214 81H212ZM216 82H217V80H216ZM30 83H31L32 85H31ZM33 83H34L36 86H35ZM37 83H38V84H37ZM106 83H107V82H106ZM111 83L113 84V82H111ZM125 83H127V82L124 81V84H125ZM134 83L132 82V84H134ZM151 83H152V82H151ZM151 83H150V85H152V86H150L149 84H148L149 86L147 85V86H148V87H147L148 89H146V87H145L146 85H143V84H145V83L142 84V87H145L146 91H148L149 88H151V87L153 88V85L155 84V83H154V84H153V83L151 84ZM206 83H208V84H206ZM228 83H229V82H228ZM2 84H3V85H2ZM4 84L6 85V87L4 86ZM27 84H29L30 86L27 85ZM39 84H40V85H39ZM107 84H108V83H107ZM107 84H106V85H107ZM112 84L109 83L108 85L111 86ZM114 84H115V83H114ZM122 84H123V82H122ZM122 84H121V85H122ZM135 84H136V83H135ZM204 84H205V85H204ZM26 85H27V86H26ZM41 85H42V86H41ZM103 85H104V84H103ZM106 85H104L105 87H103V88L106 89ZM108 85H107V89H108ZM129 85H130V86H127V84L125 85L127 88H129V89H128L129 92H130V90L134 91V90L131 89V88L134 87V88L136 89L137 86H138L137 84H136L135 86H133V85H131V84H129ZM163 85H161L160 87L162 88ZM203 85H204V86H203ZM218 85H219V86H218L217 88H219V87L221 86L220 83H219ZM33 86H34V87H33ZM112 86H113V85H112ZM114 86H115V85H114ZM114 86H113V87H114ZM116 86H117V85H116ZM119 86H120V85H118V88H119ZM123 86H124V85H122V87H123ZM125 86H124V87H125ZM131 86H133V87H131ZM154 86H155V85H154ZM206 86H207V87H206ZM216 86H217V85H213V87H214L215 89H216ZM27 87H29V88H27ZM31 87H32V88H31ZM36 87L38 88V91L36 90V89H37ZM113 87H110V88H113ZM138 87H139V86H138ZM140 87H141V86H140ZM140 87H139V90H141ZM195 87H197L198 89H196ZM221 87H223V86H221ZM103 88L100 87V90H102ZM110 88H109V89H110ZM116 88H117V87H116ZM116 88L114 87L113 90H116ZM152 88H151V89H152ZM28 89H29V91H30L31 94H28V93H29V91H27ZM39 89H40V90H39ZM120 89L122 90L123 88H120ZM145 89H144V92H145ZM151 89H150V90H151ZM210 89H212V88H210ZM224 89H222V91H224ZM111 90H112V89H111ZM118 90H119V89H117V91H118ZM121 90H119L120 93H123ZM137 90H138V88L136 89V92H137ZM154 90H155V91H154ZM172 90H174V91L177 90V91L173 92ZM193 90H194V91H193ZM200 90H201V89H200ZM200 90H199V91H200ZM208 90H209V89H208ZM220 90H221V88H220ZM103 91L106 92V90H104V89H103ZM103 91H100V92L102 93ZM109 91H110V90H109ZM119 91H118V93H119ZM123 91H124V90H123ZM125 91H126V88H125ZM132 91H131V94H133ZM152 91L154 92V94H153ZM156 91L158 92V90H156V88H154L153 90L150 91V93L152 92L151 94H153V95L155 96V95H156V94H155ZM195 91H196V93H194ZM202 91H203V90H202ZM213 91H214V90H213ZM222 91H221V92H222ZM126 92H127V91H126ZM136 92L134 91V93H135L134 96L136 95V96L138 97V95H140V94H137ZM141 92L143 93L142 90H141ZM141 92H138V93H141ZM187 92H188L189 94H188ZM207 92H208V91H207ZM209 92H212V91L209 90ZM214 92H215V91H214ZM24 93H25V94H24ZM34 93L36 94V96L34 95ZM37 93H38V94H37ZM103 93H104V92H103ZM107 93H108L109 95L111 94V93H109V92H107ZM107 93H106L105 95H108ZM113 93H114V91H113ZM120 93L118 94L119 97H120ZM178 93H177L176 95H178ZM185 93H186V94H185ZM224 93H225V91H224ZM20 94L22 95V96H21L22 98H23V94L26 95V96H27V95H29V96H30V95H31V96L33 95L34 98H32L33 96H32V97L30 96V97H31L33 100L35 99L36 101H35V100H34V101H33V100H30V99L28 98V96H27V97L24 96V98H27V105H28V108H27V107H26V106H27V105H26V99H25V100L22 99V98L20 97ZM99 94H100V93L98 92L97 95L93 96L95 99L92 97V94H91V97H92L94 100H88V101H89V102H93V101L95 102V101H97L98 98H99V96H100V97L102 96L101 94H100V95H99ZM115 94H116L115 96H116V98H117V93H115ZM124 94H128V92H127V93H124ZM131 94H128V95L130 96ZM193 94H194L195 96H193ZM203 94H205V91H203ZM203 94H201V97H202V96H205V95H203ZM17 95L20 97L21 100L18 99V96H17ZM98 95H99V96H98ZM105 95L103 96V98H102V97L99 98V99H101V101L98 100V103H100V104H98V105L96 104V106H95V105H92L93 107H92V106H91V107H92V108H94V107H98V110H99V111H100V109H102V110L105 109V110H106L107 108H105L104 105L102 106V107H104V108H102V107L100 106V105H102V104L104 103V99L106 98ZM121 95H122V94H121ZM145 95H146V96H145V98H146L147 95H149V94L146 93ZM153 95H152V97H153L152 100L149 99V100H150V101H149V105H152V106H154V104H150V102H152V101L155 102V99L157 98V97L155 96L156 98L154 99V96H153ZM157 95H159V93H157ZM206 95H207V94H206ZM219 95L221 96L222 93H220ZM37 96H38V97H37ZM40 96H42V97H40ZM96 96H98L97 100H96ZM111 96H114V95L112 94ZM122 96H123V95H122ZM125 96H126V95H125ZM134 96L132 95V97H134ZM136 96H135V97H136ZM150 96H151V95H150ZM150 96H148V97L151 98ZM159 96H160V95H159ZM159 96H158V97H159ZM161 96H160V97H161ZM172 96H171V97H172ZM189 96H190L191 98H190ZM207 96H208V95H207ZM35 97H36V98H35ZM91 97H89V99H90ZM104 97H105V98H104ZM107 97H109V96H107ZM119 97H118V100H120V99L122 98V97H121V98L119 99ZM126 97L128 98V96H126ZM126 97H125V98H126ZM141 97H142V96H141ZM141 97L139 96V98H136V99L139 100V99H141ZM162 97H161V98H162ZM171 97H169V98H171ZM179 97H178V98H179ZM186 97H185V99H186ZM199 97H200V95H199ZM224 97H225V96H224ZM38 98H39V99H38ZM42 98H43V99H42ZM44 98H45V99H44ZM129 98L131 99V96H130ZM143 98H144V97H142V99L139 100V102L142 101V102H141L142 104L140 103L142 106L145 105V104L143 103V100H144ZM180 98H179V99H180ZM197 98H195V99H197ZM205 98H206V97H205ZM207 98H209V97H207ZM227 98L229 99V97H227ZM28 99H29L31 102H32V101H33V102H36L37 105L39 106V108L41 107L42 109H45L44 106L46 107V105H48V107H47L48 109L46 108L47 110H42V109L40 108V110H42V111L39 110V111H40V114H37V113H39V112H38L37 110H34V109H36V107H37V109H39L38 106L36 105V103H33V102H32V103H33V104H32L33 106H31V109H30L29 106H30L31 104H30V101L28 102ZM40 99L42 100V102H44L43 104H42V102H41V104H40V102H39ZM102 99H103V101H102ZM106 99L108 100V102H107L106 100H105V102H107V103L110 102V103H111V101L114 99V97H113L112 100H110L109 98H106ZM130 99H129V100H130ZM134 99H135V98H133V100H134ZM136 99L134 100V102H135V101H136V102L138 101V100H136ZM153 99H154V100H153ZM157 99H158V98H157ZM164 99H163V100H164ZM166 99H167V100H166ZM185 99H184V100H185ZM189 99H190V100H189ZM191 99H192L193 102H191ZM198 99H199V100H200V99H203V97H202V98H198ZM198 99H197V104H199ZM43 100H44V101H43ZM115 100H117V99H114V101H115ZM123 100H125V99L122 98V102H123L122 104H124V105H121V104H120L121 106L119 105V106H120V108H119L118 104L121 103V102L115 101V105H116V104H117V105L115 106V105H113V104H114V103H113V104H112L113 107H114L113 109H112V105H110V106H111V110H109L110 108H109L108 106H106V105H109V104L104 103V104H106L105 106L108 107L107 110H109V111L111 112L110 114H107V112H109V111H106L107 116H108V115H115V116H116L117 113H115V112H114L115 114L112 113V112H113L112 110H114L117 106H118L117 108H119L120 112L123 111V109H125V108H122V106H123V107H126V106H127L128 112H126V110H125V112L128 113V117H126V118H129V117L132 115V116H131V117H132L131 119H134V118H135V120L137 119L139 122H138L137 120H136L137 122H134L135 120L133 121V120H131L130 118H129L128 120L126 119V120H127V123L125 122V127H127V125H129V123L132 124V125H133V123H136V124H134V125H137V126H133V128L136 127L137 129H136V128H135V129L137 130V133L140 131L139 134H141V132H142L141 129H142L143 127L146 126V127H148V129H149L150 126L152 127V126L155 125V124L150 123V126H149V125H148L149 122L153 121V123H157V122H158V124H159V121H157L158 119H157V120H152V119H151V118H153L154 115H155V114H152V111H153V107H152V106H150V107L152 108V110H151V108H150V111H151V112L148 111L147 113L150 112V114H152L153 117H150L149 114H148V116H145V115H147V113H146L147 110H145V109L148 108V107H145L144 109H142V106L139 105V106H140V107L138 106V107H139V111H138V112L136 111V113H139V112H140V108H141V112H140V113L143 112L142 110H144L145 113L141 114L142 116H140V113H139V114H135V116L137 115V117H139V118H137V117L133 116V114H132L133 112H135V109H136V108H137L136 110H138V107L135 106V105H137V104H135L136 102L133 103V102H132L133 100L131 99V100H132L131 103L128 104V101H126V100H128V99H126V100H125V102H127V104H126ZM146 100H148V99H146ZM163 100L160 99V101H159V99H158V101H156V103H158V102H159V103H161V102L163 103V102H164ZM184 100H182V101H184ZM204 100H205V99H204ZM204 100H203V101H204ZM18 101H20V102L18 103ZM22 101H25V103L23 104ZM86 101H87V99H86ZM86 101H85V102L83 101L82 104H83V103L86 104V103H87ZM114 101H112V102H114ZM144 101H145V100H144ZM203 101H201V102H203ZM220 101H221V100H220ZM38 102H39V104H40L41 106L38 104ZM89 102H88V104L91 105ZM101 102H102V104H101ZM129 102H130V101H129ZM146 102L148 103V101H145V103H146ZM176 102H177V101H175V103H176ZM201 102H200V103H201ZM96 103H97V102H96ZM132 103L135 104L134 106L136 107V108L134 107V110H133V111H132V109H133V108H132V106H133ZM195 103H194V104H195ZM29 104H30V105H29ZM34 104L36 105V107H35ZM82 104H81V105H82ZM88 104H86V106H87ZM94 104H95V103H94ZM130 104H132V106H130V107H131V111L129 110L130 107H128V105H130ZM138 104H139V103H138ZM164 104H165V105H164ZM164 104H161V105H163V106H161L160 104H157L156 106L160 105L158 108L154 106L155 109L157 108V110H156L157 113L154 112V111H153V113H156L157 115H159V112L164 108V106H166V102H165ZM172 104H173V103H172ZM177 104H178V103H177ZM177 104H175L174 107H175ZM192 104H191V105H192ZM194 104H193L194 107H193V106H190L192 110H190V108H189L188 106L185 107V108L183 107V108H181V110H179V111H182V112H183V113L180 112L181 114H183V115L185 114V115L182 116V117L187 118V119H182V118H181V120H183V124H186V122H187L188 119H189V121H192V120H193V119H191V116H192L191 114L194 113V112H193V110H194L193 108H197V107H198L197 104H196L197 107H196V105H194ZM25 105H26V106H25ZM189 105H190V104H189ZM201 105H202V104H201ZM84 106H85V105L83 104V107H82V108H84ZM99 106H100V109H99ZM146 106H148V104H147ZM180 106H181V105H180ZM143 107H144V106H143ZM161 107H163V108L160 109ZM167 107H170V108H171V107H173V106L170 104V106L168 105V106H166V108H164V109H169V108H167ZM181 107H182V106H181ZM24 108H25V109H24ZM32 108H33V109H32ZM85 108H86V109H83V110H84L83 112H85V113H86V111L88 112V110H90V106H89V109H88V107H85ZM121 108H122V110H121ZM175 108H176V107H175ZM188 108H189V111L187 110ZM28 109H29V110H28ZM95 109H96V108H94V111H93V112H94V113H97V112L99 113V115L96 114V116H95L96 119H97V118H98V119L101 118L100 116L103 115L105 112L102 111V112H103V113H102V112H99L98 110H97V112H95ZM179 109H180V108H179ZM183 109H184V111H183ZM80 110H82V109L80 108ZM92 110H93V109H92ZM117 110H118V109H117ZM117 110H114V111L118 112ZM148 110H149V108H148ZM176 110H177V109H176ZM176 110L174 109V111H176ZM43 111H44V112H43ZM47 111H49L51 114H53V116H54L53 119L51 118V114H50L49 112H47ZM59 111H60V110H59ZM158 111H159V112H158ZM174 111H172L171 113H169L170 115H171V114H172V115L175 114V116L173 115V117H172V115H171V120L175 119L174 117H177V116H176V113L179 112V111L177 110L176 113H174ZM187 111H188V112H192V113L189 114ZM41 112H43V113H45V114H42V115H41ZM46 112H47V113H46ZM56 112L58 113V111H56ZM80 112H81V111H80ZM83 112H82V113H83ZM90 112H91V110H90ZM90 112H88V113L85 114V115H86V117H87V116H90V115L93 114V117L91 116V119H89V120H91V121L88 120V118H90V117H88V118L85 117L86 119H84V116H85V115H84V114L81 115V113H80V115H81V116L84 115L82 118H83L86 122H92V123H93V122L95 121L94 113L92 112L91 114H89ZM120 112H119L120 116H121V115L123 116L124 114L127 116V114H126L124 111H123V112H124L123 114H121ZM129 112H130V113H129ZM131 112H132V113H131ZM162 112H163V111H161V113H162ZM185 112H187V113H185ZM48 113H49V114H48ZM100 113H101V115H100ZM47 114H48V115H47ZM59 114H60V112H59ZM78 114H79V113H78ZM130 114H131V115H130ZM144 114H145V115H144ZM188 114H189V115H188ZM40 115H41V116H40ZM46 115H47V116H46ZM61 115H62V113H61ZM97 115H98V116H97ZM104 115H105V114H104ZM125 115H124V116H125ZM129 115H130V116H129ZM177 115H178L179 118H177L178 120L175 119V120H176L175 123H174V124H175V129L178 127V123H179V122H178V123H177V126H176V122H177V121L182 122V121L180 120V116H181V115H180V114H177ZM179 115H180V116H179ZM190 115H191V116H190ZM193 115H195V113H194ZM81 116H80V118H81ZM107 116H106L105 118H107ZM122 116H121V118H119V117H118V118H119V119H122V121H123L125 118H124V116H123V118H122ZM144 116H145V118H147V122H148V123H147L146 121H144V119H145V118L143 119ZM155 116H156V115H155ZM186 116H188V117H186ZM189 116H190V118H189ZM76 117H79V115H77ZM112 117H113V116H110L111 119H112ZM141 117H142V119H141ZM149 117H150L151 121H150V120L148 121ZM157 117H158V116H156V118H157ZM54 118H56V120H55ZM105 118H103L104 120H103V119H102V120L100 119V121L98 120L99 123L101 124V121H103V122H102L103 124H104L105 122L107 123V121L109 122V120H105ZM110 118L108 117V119H110ZM115 118H117V117H115ZM115 118H114V120H116L117 124H119V121H120V120L117 121V119H115ZM154 118H155V117H154ZM156 118H155V119H156ZM169 118H170V116H169ZM172 118H173V119H172ZM192 118H195V116H192ZM83 119H82V122L84 123L85 121H83ZM92 119H93V121H92ZM111 119H110V121H111ZM139 119L142 120L141 123L144 121L145 124L143 123L144 126H143L141 129H139V131H138V128H139L138 126L140 125V127H141V125H142V124H140V120H139ZM190 119H191V120H190ZM53 120H54V121H53ZM80 120H81V119H80ZM129 120H130V121H129ZM55 121H56V122H55ZM57 121H58L60 124L64 123V126L59 128V129L63 128V129H61V131H60V130H57V132L53 133L51 136H48V138L45 137V138L40 142L39 146H33V147L30 146V148L32 147V148H31L32 150H31L30 148L28 149L29 146L25 143V142H26L25 139H24V141H22L23 138H21V136L25 138V137H27V136L29 137V135L33 134V133L36 132V131H38V132L41 131V130H36V129H34V130H36V131H33V129H32L33 133H30V134H29V132H32L31 129H30V128H32V127L29 128V126L32 125L33 127L35 126L36 128H38L37 126H39V124H40L39 129H41V125H42V127L44 126V128H47V127H53V125H52V122H53V124H55L56 127L58 128V127L60 126V124H59V126H58V122H57ZM70 121H69V123H71V124H70L71 126L74 125V124L76 123V122H73V123H72V121H71V122H70ZM74 121H75V120H74ZM76 121L78 122V121H79V118H78V120H76ZM98 121H96V122L98 123ZM124 121H125V120H124ZM131 121H132L133 123H132ZM156 121H157V122H156ZM169 121H170V120H169ZM189 121H188V122H189ZM195 121H196V119H195ZM54 122H55V123H54ZM79 122H80V121H79ZM79 122H78V123H79ZM82 122H81V123H82ZM86 122H85V124H86ZM96 122H95L94 124H91V123H90V124H91V127L93 126V128H94V127L96 128V126H97V125H96ZM113 122L115 123V121H113ZM128 122H129V123H128ZM171 122L173 123V121H170V122H169L171 127L168 126V125H169L168 123H167L168 125H167V124H164V126L167 125V128L165 127L167 130H165V128H164V130H161V131H164V132L167 131V133L169 132V133H171L172 135H174V133H176L175 131H177L178 129H180V130L178 131V132H179V135H180V133L182 132V130L185 132V131H186L185 127L188 126V125L190 124V123L187 122V124L184 125V126L182 127V130H181V128H180L181 126L175 130L174 127H172V123H171ZM184 122H185V123H184ZM56 123H57V124H56ZM83 123H82V125H83ZM111 123H112V122H111ZM146 123H147V124H146ZM36 124H37V126H36ZM87 124H88V123H87ZM100 124H99V125H100ZM103 124L100 125L99 128H100L101 126H103V127H104V126H107V124H104V125H103ZM112 124H113V123H112ZM112 124H111L110 126H113V125H115L116 123L113 124V125H112ZM122 124H123V127H124V122H123ZM122 124H121V125H122ZM126 124H127V125H126ZM179 124H180V123H179ZM181 124H182V123H181ZM181 124H180V125H181ZM67 125H68V124H67ZM67 125L65 126L66 128L68 127ZM78 125H79V124H78ZM82 125H81V126H82ZM94 125H96V126H94ZM108 125H109V123H108ZM119 125H120V124H119ZM119 125H117V126H119ZM156 125H157V124H156ZM45 126H46V127H45ZM61 126H62V125H61ZM71 126L69 127V129H73V126H72V128H71ZM85 126H86V125H83L82 127L84 128ZM87 126H88V125H87ZM87 126H86V127H87ZM117 126H116V127H117ZM158 126H160V125H158ZM191 126H192V124H191ZM35 127H34V128H35ZM86 127H85V128H86ZM88 127H90V125H89ZM88 127H87V128H88ZM107 127H108V126H107ZM107 127H106V128H107ZM113 127H114V128H111V127H110V128H107V129L113 130V129H115V126H113ZM119 127H121V126H119ZM125 127H124V129H125ZM129 127H130V125L127 127V129H128ZM146 127H145V128H146ZM151 127H150L149 130L146 128V129H145V130H146L145 132H144V130H143L144 133H142V136L139 135V134H137V135H139L138 137H139V138L143 137V134H144L145 136H146V134H147V137H148V135L151 136L152 134H148V132L151 131V129H152ZM169 127H170V128H169ZM189 127H190V125H189ZM28 128H29V129H28ZM57 128H56V129H57ZM77 128H79V129H78L79 131L82 129V128L79 127V126H76V128H75L74 130H76ZM85 128H84V129H85ZM87 128H86V129H87ZM93 128H91L92 131H91V129L89 128V129H90V130H89V134H90V136L92 135V133H90V132H93ZM95 128H94V130H95ZM97 128H98V126H97ZM99 128H98L97 130H99ZM106 128L104 127V129H101V130H103V131L106 130V131H107ZM121 128H122V127H121ZM121 128H119V129H121ZM133 128H132V126L130 127V129H132V131L135 132V134H134V133H131V130L129 131V130H127V129L124 130V133H125V131H127V133H131L132 135H133V134L136 135V131H134ZM156 128H157V127H156ZM156 128L153 127L152 131H154ZM183 128H184L185 130H184ZM186 128H188V127H186ZM49 129H52V128H49ZM54 129H55V126H54ZM56 129H55V130H56ZM67 129H68V128H67ZM84 129H82V130H84ZM157 129L159 130V127H158ZM168 129H169V130L172 129V130L174 131V133H173L172 130H171V132H170ZM191 129H192V127H191V128H188L187 131L189 132ZM28 130H29V131H28ZM42 130H43V129H42ZM52 130H53V129H52ZM74 130H73V132H74ZM78 130H77L76 133L74 132L75 135H76L77 133H79ZM82 130H81L80 132H82ZM97 130H96V131H97ZM43 131H44V130H43ZM45 131H48L49 134L53 132V131L50 132L51 130L49 131V130H46V129H45ZM45 131H44V133H45ZM87 131H88V130H87ZM96 131H95V133H96ZM99 131H100V130H99ZM106 131H104V132L106 133V135L109 134L110 131H107V132H106ZM117 131H119V130L117 129ZM122 131H123V128H122ZM122 131H119L120 133H119V132H116V133H119V134H118L119 137L122 136V135H121ZM128 131H129V132H128ZM147 131H148V132H147ZM152 131H151V132H152ZM156 131H157V130H155L154 132H156ZM48 132H47V133H48ZM83 132H84L83 135H87V137L85 136L86 138L84 137V139H82V137H81V136H83L82 133H81L80 135H76V137L74 136V137H75V140H73L74 142L72 141L74 144L78 143V144H76V145L79 146L80 143H82V141H83L82 144H84V140H85V144H86V141H87L86 139H88V144H90L91 141H95V144H97V142L99 141L98 139H100L99 137L102 136V135H97L96 137H98V136H99V137H98V139H96V138H95V134H93L94 139H96V140H98V141L93 140L92 138H90V139H92V140H90V142H89V137H90V136L88 135V132H86V131H83ZM85 132H86V134H85ZM101 132H102V131H101ZM101 132H100V133H101ZM104 132H103V133H104ZM154 132H152V133H154ZM184 132H182V133L185 134ZM41 133H42V132H41ZM44 133H43V135H44ZM66 133H68V135H67ZM103 133H102V134H103ZM112 133H113V132H112ZM127 133L124 134V138H127V136L129 135V134H127ZM145 133H146V134H145ZM157 133H158V132H157ZM157 133H155V134H153V135H155V137H156ZM186 133H187V132H186ZM98 134H99V133H98ZM131 134H130V135H131ZM164 134H165V133H163V135H164ZM24 135H25V136H24ZM26 135H27V136H26ZM45 135H46V134H45ZM45 135H44V136H45ZM106 135H103V136L101 137V141H100V142L103 143L102 140H107L106 142L109 141V140H108L109 138H108V139H105V138H104V136H106ZM110 135H112V137H113L114 135H117V134H115V131H114V135H113V134H109V137H110ZM118 135H117V136H118ZM120 135H121V136H120ZM125 135H127V136L125 137ZM130 135H129V136H130ZM132 135H131L130 137L128 136L129 138H127V139H131V138L133 139V140L131 139V142L129 143V144H131V143H133V144L130 145L129 148H127L129 151H130L131 147H132L134 144H136L137 146H138V145L140 146V144L144 143V142H142L143 140H140V139H139V140H140L142 143H141L140 141L138 142L137 138H136V140H137L136 142H137V143L134 142V141H135L134 139H135V137H137V136L133 137L134 135H133V136H132ZM153 135H152V136H153ZM167 135H168V134H166V135H164V136H166V138H168ZM177 135H178V134H177ZM70 136H69V138H70ZM88 136H89V137H88ZM93 136H91V137H93ZM145 136L143 137V139L145 138ZM175 136H176V134H175ZM28 137H27V138H28ZM74 137H73V139H74ZM80 137H81V138H80ZM119 137L115 138V136H114V138H115V139L113 138L114 142H118V143H120L119 141L121 140L122 143L125 142V144H126V140H127V139H124L123 136H122L123 139L117 140ZM155 137L153 136L151 139H153V138H155ZM102 138H104V139H102ZM106 138H107V136H106ZM110 138H111V137H110ZM163 138L165 139V137H163ZM141 139H142V138H141ZM111 140H112V139H111ZM115 140H117V141H115ZM122 140H123V141L125 140V141L123 142ZM165 140H167V139H165ZM21 141H22V144L20 143ZM68 141L70 142V143H69V147H65V146H68V143H67ZM128 141H129V140H128ZM128 141H127V145H128ZM23 142H24V144H25L26 146H28V147L24 148L25 145L22 146V145H23ZM100 142L98 143L99 146H100ZM104 142H105V141H104ZM106 142H105V143H106ZM112 142H113V141H112ZM112 142H110V141L108 142V144L111 143V144L109 145L110 147L112 146ZM114 142H113V143H114ZM66 143H67V145H65ZM91 143H92V142H91ZM93 143H94V142H93ZM93 143H92V144H93ZM102 143H101V146H102ZM105 143H103V146H104ZM63 144H64L65 146H64ZM82 144H81V146H82ZM88 144H86V146H87ZM95 144H94V146H93V145L90 146L91 144L89 145L88 148H90L91 150H90V149H87L86 146L83 145L84 148H82V150L86 148V150H84V151H85V152L87 151V152H86V153H87V156H84V155H86V154L82 155L81 152H80V154H81L82 156H80L79 152H77V154H78L77 157H78V158H79V156L82 157V158H83V156H84V157H87L88 162L85 160V163L87 162V164L89 165V164L91 163V161L94 160V158H92V157H94V155H93V156H90V155L93 154V151H96V150L99 148V147H97V149H95V148H94V147H96ZM98 144H97V145H98ZM71 145H72V144H71ZM122 145H123V144H122ZM127 145H124V146L128 147ZM136 145H135V146H136ZM105 146H107V145L105 144ZM137 146H136L135 148H137ZM36 147L39 148L40 150L37 149ZM42 147H43V149H42ZM133 147H134V146H133ZM133 147H132V150H131V151L136 150V149H133ZM35 148L37 149V151L34 150ZM65 148H66V150H65ZM67 148H68L69 150H68ZM93 148H94L95 150H94ZM100 148H101V147H100ZM103 148H104V147H103ZM106 148H108V146H107ZM106 148H105V149H106ZM26 149H27V150H26ZM41 149H42V150H41ZM137 149H139V152L142 150V149H141V146L138 147ZM140 149H141V150H140ZM6 150H7V151H6ZM38 150H39V151H38ZM72 150H73L74 152H73ZM88 150H89V151H88ZM92 150H93V151H92ZM106 150H107V149H106ZM108 150H109V149H108ZM153 150H154V149H153ZM4 151H6L7 154H6V152H4ZM35 151H36V152H35ZM90 151H92V152L90 153ZM1 152H2V153H1ZM59 152H57V153H59ZM82 152H83V151H82ZM137 152H138V151H137ZM152 152H153V151H152ZM154 152H155V151H154ZM44 153H45V154H44ZM57 153H55V154H57ZM69 153H70V152H69ZM73 153H74V154H73ZM88 153H90V155H89ZM3 154H4V156H3ZM47 154H48V156L52 155V156L50 157V159H48L49 157L47 156ZM16 155L19 156L17 160H16V157H17ZM41 155H42V154H41ZM58 155H56L55 157H57ZM71 155H74V156H71ZM38 156H39V155H38ZM88 156H89V157H88ZM1 157H2V158H1ZM13 157H14L15 159H13ZM40 157H41V156H40ZM40 157H38V159H39ZM59 157H60V156H59ZM42 158H43V157H42ZM51 158H52V159H51ZM91 158H92V159H91ZM38 159H37V160H38ZM11 160H13V161H11ZM35 160H36V159H35ZM40 160H39V164H40ZM63 160H64V161H63ZM68 160H69V161H68ZM77 160H78V159H77ZM89 160H90V163H89ZM81 161H82V162H81ZM9 162H10V163H9ZM11 162H12V164H11ZM33 162H35V161H33ZM36 162L38 163V161H36ZM45 162H46V163H45ZM47 163H48L49 165H48ZM69 163H72V165L69 164ZM73 163L78 164V165H75V164H73ZM85 163H84V164H85ZM41 164H42V163H41ZM43 164H42V166L44 167L45 165H43ZM67 164H68V165H67ZM87 164H86V166H88ZM91 164H92V163H91ZM8 165H9V166H8ZM55 165H56V166H55ZM69 165H71V166H73V167H74V165H75V167L73 168L74 171H73V169L70 168L71 166H69ZM81 165H80V166H81ZM49 166H50V167H49ZM83 166H84V165H83ZM83 166H82V167H83ZM46 167H45V168H46ZM53 167H52V168H53ZM68 167H69L70 169H68ZM65 168H66V170H69V171H68V174H69L70 176L67 175V171L65 170ZM75 168H76V169H75ZM79 168L81 169V167L78 166V169H79ZM83 168L85 169V166H84ZM80 169H79V170H80ZM36 170H37V171H36ZM57 170H56V171H57ZM96 170H97V169H96ZM39 171H40V170H39ZM53 171H54V172H53ZM62 172H63V174H62ZM33 173H34V174H33ZM64 173H66V175H65ZM59 174H60V175H59ZM61 174H62V175H61ZM54 175H55V176H54ZM58 175H59L60 178L58 177ZM63 175L66 176V177H64ZM39 176H40V173H39ZM50 176H49V177H50ZM61 176H63V177H62V180H61V181H58V180L61 179ZM73 176H74V175H73ZM31 177H32L33 179H32ZM40 177H42V176H40ZM68 177H69V178H68ZM84 177H85V176H84ZM88 177H90V176H88ZM36 178H37V177H36ZM57 178H59V179H57ZM63 178H64L65 180H63ZM66 178H68V179H67L68 182L66 181ZM56 179H57V180H56ZM70 179H71V180H70ZM82 179H83V178H82ZM34 181L36 182V180H34ZM53 182H54V183H53ZM64 182H65V183H64ZM66 182H67V183H66ZM50 183H51V184H50ZM71 183H72V184H71ZM48 184H49V185H48ZM52 184H53V185H52ZM65 185H66V187H65ZM67 185H69L68 188H67ZM32 186H33V185H32ZM77 190H78V189H77ZM68 192H71V193H68ZM72 193H73V195H72ZM18 194L20 195V193H18ZM242 194H243V193H242ZM250 194H251V193H250ZM250 194H249V195H250ZM240 195H241V194H240ZM243 195H244V194H243ZM247 195H248V193H247ZM247 195H246V196H247ZM249 195H248V196H249ZM248 196H247L246 199H244V198H240L241 196H240V197H236V201H237L236 203H239L241 199H243V200H247V202H248L249 199H251L252 201L249 200V202H253L252 205H254L255 203H254V199H253V198H254L255 195H252L253 197H252V198H249V199H248ZM250 196H251V195H250ZM73 197H74V198L76 197V199H74ZM111 197H112V199H113V198L115 197V195L113 194L112 196H109L110 200H107V201H112V200H111ZM242 197H243V196H242ZM244 197H245V196H244ZM60 198H61V200H60ZM237 198H240L239 201L237 200ZM71 199H72L73 201H75V200H76V201L73 202ZM114 199H115V198H114ZM255 199H256V198H255ZM55 200L59 201V202L57 203V204H59V206L56 204V205H57V208L52 207L50 204H48V203L45 202V201H48L49 203H51V201H55ZM231 200H232V199H231ZM105 201H106V200H105ZM107 201H106V202H107ZM113 201H114V200H113ZM224 201H225V200H224ZM233 201H234V205H232V203H231V205L233 206V208H235V207H234V206H235V200L229 201V204H230V202H233ZM70 202H71V203H70ZM72 202H73V203H72ZM226 202H228V200H227ZM226 202H225V203H226ZM70 204H72V206H71ZM220 205H222V204H220ZM223 205H224V203H223ZM223 205H222L221 207H223ZM70 206H71V207L74 206V207L71 208ZM225 206L228 207V206H227V203L225 204ZM232 206H231V207H232ZM68 207L71 208V209H68ZM229 207H230V206H229ZM231 207H230V208H231ZM24 208H25V209H24ZM233 208H232V209H233ZM236 208H237V207H236ZM263 208H264V207H263ZM17 209H19V211H17ZM221 209H222V208H221ZM223 209L225 210L226 208H223ZM227 209H228V208H227ZM227 209H226V212L228 211ZM258 209H259V208H258ZM105 210H106V209H105ZM224 210H223L222 213H224L223 215H226L227 213H225ZM237 210H238V209H236V212H237ZM31 211H32V212H31ZM70 211H71V213H69ZM234 211H235V209H234L233 211H231V209H229L228 214H229V212L232 213V214H231V216H230V215H229V216L226 215V216H228V217H227L228 220L226 219V216H225V218L223 217L224 219H226L225 221H226L227 223L230 222V223H232V225H233V226H232L233 228H231V226L228 224V225L230 226V229H233V230H230V231H231V235L229 234L230 231H228L229 228L227 229V227L225 228V226H224V225L227 224V223H226V224L223 223V222H225V221L222 222L223 224L220 223L222 227H221L220 224H219L220 221L217 222V225H219V226H218V227L216 226V227L214 228V230H212V229L209 230V233L206 232L207 230L205 229L206 234L203 233V237H204V236H205V237H204V238H201V239L204 240V242H203L204 245H203V243H201L204 247H203L201 244H200V245H201L203 248H202L201 246H199V245H198V244H199V241H198V244H197V245L199 246V249L197 248L198 251L196 250V252H197V253H199V252L201 253L202 250H204V251L201 253V255L195 253L196 256H195V257L193 256L194 259L192 258V255L189 256V255L187 254V255H186V256H188L187 259H188V258H191V259H192V262L189 263V264H193V262H194V264H195V263H196V264H197V263H198V264H217V263H218V264H230V263H231V264H250V263L252 262L253 258L255 257V253H256V251H257V248L260 246V243L264 242V211L262 212V211H260V210H257L256 208H255V209H252L251 211L248 212V215H247L246 217L243 215L244 218L240 217V215H239V217H240L239 220H238V217H237V215H236V214H238V212L235 214ZM16 212H17V213H16ZM35 212H36V211H35ZM12 213H13V214H12ZM68 213H69L70 215H68ZM246 213H247V212H246ZM246 213H244V214H246ZM52 214H53V215H52ZM233 214H235L234 217L232 216ZM239 214H241V213H239ZM242 214H243V213H242ZM223 215H221V216H223ZM12 216H13V217H12ZM56 216H57V217H56ZM67 216H68V217H67ZM212 217H213V218H212ZM214 217H215V216H211V219H210V218H207V219H210V220H212V219H217V218H219L220 216H217V215H216L217 218H214ZM231 217L235 218V220H236V217H237V220L233 223L234 220H232ZM14 218H15V219H14ZM55 218H56V219H55ZM219 219H220V218H219ZM27 220H28V221H27ZM29 220H30V222H29ZM52 220H53V221H52ZM210 220H206L205 225H206V223H207L208 221H210ZM222 220H223V219H222ZM17 221H18V222H17ZM26 221H27V223H26ZM214 221H217V220H214ZM192 222H194V221H192ZM192 222H191V223H192ZM210 222L213 223V220L210 221ZM11 223H12V224H11ZM199 223H200V222H199ZM17 224H18V225H17ZM84 224H85V225H84V230H85L86 232H88V229L90 230L91 227H93V228H92V232L95 233V234H96V233H97V234H98V233H99V234H102V233L105 231V230L102 231V230L97 229V224H96V226H95L94 224H90V225H91V226L89 225L90 227L88 226V224H87V225H86V223H84ZM195 224H197V223H195ZM208 224L210 225V227H212V228L214 227V226H211L210 223H208ZM214 224L216 225L215 222H214ZM76 225L79 226V229H81L80 231H79V229H77L78 226L75 228ZM76 225H75V224L71 225V226H73V227L70 228V229H71V231H72V229H73V231H77V230H78L77 233H76V232H73V231L71 232V231H69V230H70V229H69L68 232H65L66 234H64V235H66L68 238H70V239L67 240V241H68L67 243H69V245H66V246H65V247H68V246H69V247H68V250H66L67 248L65 249V247H63V246L65 245V243H64V241H63V238H62L60 241H57V243H59V242L62 243L63 246H61V247H63V248H60V243H59V245H58L57 243L55 244L56 241H55V242H54V241H50L51 244L49 243L50 245H49V244L47 245V247L45 248L46 250H45V249H42V250H39V251L37 250V251H38L37 254L40 253L41 255H37V256L35 255V256H33V257L27 258L26 260H29V259H30V261L23 260V261L20 262L19 264H22V263H24V264H29V262H30V264H38V263H40L41 258H42V261H41L40 264H53V263L56 264L55 262H58L57 264H60V262H59L60 260L58 259V258H61L60 255L62 256V258H61V259H62L61 262L64 261V262H65V263L63 262L64 264H68V262H69V264H70V262H71V261H68V262H67V260H66V256H67V259H68V257H69L68 260H70V259H72V261L75 260L74 263L72 262L71 264H75V263H76V264H80V263H83V264H84V262H87V263H85V264H106V262H107V264H109V263L112 264V262H113V264H118V263H119V264H121V263H122V264H125V263L129 264L128 262H130V260L133 258L132 255H134L136 251H135V248L132 249V248H133V247H132L133 245L130 244L129 241L127 242V240H126V241L123 240V242H125V244H126V243H129L128 245H127V244H126V245L128 246V248H129V247L131 248V250L133 251V254L130 253V248H129L128 250H126L127 248H125V250L123 251L124 246L126 247V245H124V244L122 245V244H121V240H122L121 238H120V239H121V240H120V245L118 244L119 241L116 242L118 239L115 238V242H113L112 240L110 241V239H109L108 237L106 238V236H107V235H106V232H107V231H106L105 233H103L104 235H99V234H98V236H103L104 239L106 238L107 247L104 248V246H105L106 244L103 245V244H104L103 239H102V243H103V244H102V243L100 242L101 240H99L100 238L97 237V238H98V239H97V238L95 237V236H97V234H96V235H95V234L92 235L93 233H91V232L89 231V232H88V235H91V237H90V236L88 237L86 232L83 233V232H84L83 227L81 228V226H83V224H82V223L80 224V222H79V223L76 222ZM93 225H94L95 227H94ZM191 225H192V224L189 225V228L191 227ZM205 225H204V226H205ZM228 225H226V226H228ZM24 226H25V225H24ZM85 226H86V229H85ZM194 226H195V225H194ZM15 227H16L17 229H16ZM18 227H19V229H18ZM87 227H88V228H87ZM187 227H188V226H185V229H187V230H184V231H186V232H185L186 234H188V233H189V234H190V233L194 234V233H195V232H194V233H193V232H190V229L188 230ZM192 227H193V226H192ZM192 227H191V229H192ZM197 227H198V225H197ZM207 227H208V226L206 225V228H207ZM220 227L222 228V230H223V228H224V230H223L224 232H225V229H227V232H225V235L223 234V233H224L223 231L219 230V229H221ZM9 228H11V229L14 230V231H12V230L9 229ZM216 228H217V230H216ZM218 228H219V229H218ZM93 229H94V230H93ZM95 229H96V230H95ZM194 229L197 230L195 227H193L192 230H194ZM208 229H209V227H208ZM195 230H194V231H195ZM215 230H216V231H215ZM81 231H82V232H81ZM96 231H97V232H96ZM98 231H102V233H100V232H98ZM187 231H188V232H187ZM210 231H211V232H210ZM213 231H214V232H218V231H219V232H218V233H214ZM18 232H17V233H18ZM69 232H71V233H70L71 236L68 234ZM221 232H222V233H221ZM20 233H18V234H20ZM75 233H76V234H75ZM81 233H82V234H81ZM89 233H91V234H89ZM179 233H180V232H179ZM207 233H208V236H207ZM212 233H213V234H212ZM227 233H228V234H227ZM67 234H68V235H67ZM72 234H73V235H72ZM74 234L77 235V237L74 236ZM80 234H81V235H80ZM85 234H86V235H85ZM186 234H184V235L186 236ZM204 234H205V235H204ZM215 234L217 235V237H216ZM220 234H222L221 237H219ZM64 235H63L62 237H64ZM82 235L85 236V240H84V238H83ZM105 235H106V236H105ZM177 235H179V234L177 233ZM177 235H172L171 237H173V236L176 237ZM228 235H230V236L228 237ZM66 236H65V237H66ZM81 236H82V238H81ZM86 236H87V237H86ZM93 236L95 237V240H96L95 242H94V237H93ZM65 237H64V240H65V242H66ZM73 237H74V238H77L78 240H79V239H80V240L83 239L85 242L82 240V242L79 241V242L77 243L78 240H77V239H74ZM171 237H168L167 239L165 238V239L168 241V244H171V241H170V240H172ZM175 237H174V238H175ZM211 237H212L213 239H212ZM214 237H215L216 240L214 239ZM225 237H226V238H225ZM227 237H228V238H227ZM243 237H244V238H243ZM33 238H34V237H33ZM86 238H87V239H86ZM90 238H91V239H90ZM92 238H93V240H92ZM170 238H171V239H170ZM174 238H173V239H174ZM177 238H180V235L176 237V240H177ZM207 238H208V239H207ZM209 238H210V239H209ZM217 238H218V239H217ZM219 238L221 239V241L219 240ZM239 238H240V239H239ZM250 238H251V239H250ZM89 239H90V240H89ZM111 239L114 240V238H111ZM165 239H163V240H164V243H163V241H162V239H161V242H159V243L157 242L158 245H157V244H153L152 246H147V247H145L146 249L144 248V250H143V251H144V254H143L142 257H144L145 254H146L147 256L151 257V256H150L151 252H150V253H147L146 251H148V252L151 251L152 247H153L154 245H156L157 247H156V246H155V247L157 248L156 251H157L158 253H157V256H156L155 258H156V260H157V264H159V260H158V259H160L159 256H161L160 263L163 262L162 264H167V263H165V262H168V261H171V262L173 261L171 264H173L174 261H175V264H176V260H177L176 257H177V256H175V255H177V254L179 253V249H178V248L175 249L176 247H175V248H172V245H173V247H174V245L176 246V244L179 243V242H181V241L177 242L178 240H177V241H174L175 239L172 240V242H173V241L176 242V243H172V245H170V247H171L172 249H174V251L177 250L178 253L175 254L174 251L172 252V249H170V252H169V253L166 252V250L169 251V249L167 248L168 244H167V243L165 244V242H166ZM169 239H170V240H169ZM201 239H200V240H201ZM211 239H212V240H211ZM222 239H223V240H222ZM226 239H227V240H226ZM241 239H243V240L241 241ZM249 239H250V240H249ZM74 240L76 241V242H75L76 244L73 242ZM88 240H89V241H88ZM108 240L110 241V243L108 242ZM206 240H207V241H206ZM208 240H209V241H208ZM214 240H215V242H218L217 245H216V243H214ZM224 240H226V241L224 242ZM69 241H71L72 244L74 243L73 245H76V246H74V248H73V245L71 246V244H70L71 242H69ZM97 241H99L100 244H99V242H97ZM169 241H170V242H169ZM201 241H202V240H201ZM219 241H220V242H219ZM222 241H223V243H222ZM238 241H239V242H238ZM240 241H241V243H240ZM52 242H53V243H52ZM86 242H87V244H86ZM88 242H89V243H88ZM193 242H194V241H193ZM211 242H212V243H211ZM108 243H109L110 245H111V243H116V244L119 245V246L113 244L115 247H114L113 245L110 247V245H109ZM52 244H53V245H52ZM77 244H79V245H78V250H75V249L77 248ZM81 244H82V246H81ZM85 244H86V245H85ZM161 244H162V245L165 244L166 246H165V245H164V246H160ZM206 244H207L208 247L206 246ZM210 244H211V245H210ZM213 244H214V245H213ZM221 244H223V245H221ZM224 244H225V245H224ZM229 244H232V245H229ZM239 244H240V245H239ZM10 245H11V246L13 245V246H12L13 248H12L11 246H8V247H10V248H8L7 246H6L7 248H5V247L2 248V247L0 246V250H1V248H2V251H0V258L3 259V257H4V259H3L4 261L0 259V264H10V262H11V264H15L16 258L18 257V254H16V253H18L19 250H18V251L16 250L15 247H17V246H14V243H12V244H10ZM88 245H89V246H88ZM91 245H92V246H91ZM96 245H97V247H96ZM121 245H122V247H120ZM197 245H196V243H195L193 247L196 249L195 246H197ZM209 245H210L211 248L209 247ZM212 245H213V246H212ZM227 245H228V246H227ZM238 245H239V246H238ZM84 246H85V247H84ZM102 246H103V247H102ZM108 246H109L111 249H112V248H113V249L109 251V249H110V248H109V249L107 250ZM215 246H216V247H215ZM217 246H218V247H217ZM49 247H50V248H49ZM71 247H72L73 250L71 249ZM87 247H90V248L87 249ZM91 247H92V248H91ZM117 247H118V248H122V249H120V250H121V252L123 251V252H122V253H123V256H121L122 253L120 252V250L117 251V250H118ZM148 247H149V248H148ZM155 247H153V248H155ZM160 247H162V248H163V247H166V248H164V249H166V250L164 251V249H162V248H160ZM168 247H169V246H168ZM170 247H169V248H170ZM193 247L189 248V250H190V249H193ZM200 247H201V248H200ZM221 247H222V248H221ZM11 248H12V249H11ZM17 248H18V247H17ZM48 248L51 249L50 252H49V249H48ZM59 248L62 249V250L65 249L67 252L64 250V251H63L64 253H63ZM79 248H81V249H79ZM84 248H85V250H84ZM102 248H103V249H102ZM115 248H116V249H115ZM150 248H151V249H150ZM158 248H159V249H158ZM204 248H206V250H205ZM213 248L215 249V251H214ZM231 248H232V249H231ZM3 249H5V250H3ZM6 249H8V250L6 251ZM9 249H11V250H9ZM54 249H55V250H54ZM70 249H71V250H70ZM94 249H95V250H94ZM100 249L103 251V253L100 252V251H101ZM149 249H150V250H149ZM160 249L163 250L164 252L161 251ZM183 249H184V248H183ZM183 249H181V251H180L181 253H179L180 255L178 254V255L180 256V259H181V257L183 256L184 252H185L186 250H188L187 247H186L185 251L183 252ZM216 249H217V250H216ZM219 249H220V250H219ZM222 249H224V250H222ZM259 249H260V250H258L259 253H258L257 257H256L257 259H256V261H255L254 264H264V260H263V259H264V253H263V252H264V245H263V247H260ZM13 250H14V251H13ZM80 250H81V251H80ZM87 250H88V251H91V250H92V251H91L92 253H91V252H88ZM96 250H98V251L96 252ZM105 250H106V252H105ZM113 250H114V253H117V252H118V256H119V252H120V256L118 257L117 254H114V253H113ZM200 250H201V251H200ZM5 251H6V252H5ZM9 251H10V252H9ZM15 251H17V252H15ZM40 251H41V252H40ZM42 251H43V252H42ZM59 251H60V253H57V252H59ZM71 251H72L74 254H76L77 252H79L80 254L78 253V254L75 256ZM83 251H85V254H84ZM108 251H109L110 253H112V254L110 255V253H108ZM116 251H117V252H116ZM127 251H128V253H127ZM132 251H131V252H132ZM212 251H213V252H212ZM220 251H221V252H220ZM12 252H13V253H12ZM46 252H47L48 254H46ZM68 252H69V253H68ZM94 252H95V253H94ZM104 252H105V253H104ZM125 252H126V253H125ZM145 252H146V253H145ZM160 252H161V255H158V254H160ZM190 252H191L190 254H193V253L195 252V250H193V251L190 250ZM192 252H193V253H192ZM218 252H219L221 255L218 254ZM3 253H4V254H3ZM5 253H6V254H5ZM7 253H8V254H7ZM10 253H11V254H10ZM42 253H44V254H46V255L44 256V254L42 255ZM50 253H51V254H50ZM70 253L72 254V257H71V255H70ZM93 253H94V254H93ZM101 253H102V254H101ZM106 253H108V254H106ZM185 253H188V252L186 251ZM203 253H204V254H203ZM222 253H223V254H222ZM15 254H16V255H15ZM64 254H66V255L63 256ZM67 254L70 255V256H68ZM81 254H82V256H81ZM98 254H99V256H98ZM100 254H101V256H100ZM113 254H114L115 256H114ZM124 254H126L127 257H126ZM167 254H168V257H167ZM171 254H172V255H171ZM173 254H175V255H173ZM181 254H182V256H181ZM217 254H218V255H217ZM224 254H225V256L227 255L228 257H227V256H226V257H222V255L224 256ZM1 255H2V256H1ZM56 255H59V257L57 258ZM73 255H74V260H73ZM85 255L88 256V257H86ZM93 255H94V256H93ZM96 255H97L98 258H95ZM103 255L106 256L107 259L110 260V261H107L106 258H103V257H104ZM108 255H110L111 258H109L110 256L108 257ZM164 255H165V256H164ZM169 255H171V256H169ZM184 255H185V254H184ZM193 255H194V254H193ZM197 255H198V256H197ZM232 255H233V256H232ZM6 256L8 257V259H10V261H9L8 259H6ZM9 256H10V257L13 256V257H12L13 259L10 258ZM15 256H16V257H15ZM39 256H40V257L42 256V257L39 258ZM43 256H44V257H43ZM46 256H48V257H46ZM50 256H51V257H50ZM92 256H93V257H92ZM116 256H117V257H116ZM124 256H125V257H124ZM129 256H130V257H129ZM134 256H135V255H134ZM147 256H146V261L144 260V259H145V257H144V258L142 259V260H144V261H142V262H144L145 264H146V262H147L148 264H152V263L154 264V262H155L156 260H155V259H154V260H152V259L149 260V258H148ZM163 256L166 257V261H165V259H164ZM172 256H173V257H172ZM174 256H175V257H174ZM186 256H185V257H186ZM199 256H200V258H199ZM204 256H206V257H204ZM75 257H76L77 259H76ZM80 257H81V258L84 257V260H83V258L81 259ZM90 257H92V258H90ZM122 257L124 258V260H123ZM131 257H132V258H131ZM215 257H216V258H215ZM229 257H230V258H229ZM85 258H86V259H85ZM116 258H117V259H116ZM120 258H121V259H120ZM128 258H130V259H128ZM169 258H170V259L172 258V260H170ZM174 258H175V259H174ZM177 258H178V257H177ZM198 258H199V260H198ZM207 258H208V260H207ZM224 258H225V259H224ZM14 259H15V260H14ZM32 259H34V261H32ZM54 259H55V262H54ZM88 259H89V260H88ZM91 259H93V260H91ZM100 259H101V260H100ZM111 259H113V261H112ZM114 259H115L116 261H118V263H116V261H115ZM118 259H119V260H118ZM127 259H128V260H127ZM147 259H148V260H147ZM168 259H169V260H168ZM187 259H185V258H184V259H181V261H177V264H178V262H181V263H179V264H188V262H190L191 260L188 259V261H187ZM195 259H196L197 261H195ZM228 259H229L230 261H229ZM234 259H235V261H234ZM35 260H36V262H35ZM65 260H66V261H65ZM77 260H79V261L81 260L80 263L77 262ZM86 260H87V261H86ZM90 260H91V261H90ZM98 260H99V261H98ZM121 260H122V261H121ZM125 260H127V261H125ZM178 260H179V258H178ZM185 260L187 261V263H185ZM209 260H210V261H209ZM226 260H227V262H226ZM82 261H83V262H82ZM100 261H102V262L100 263ZM124 261H125V262H124ZM183 261H184V262H183ZM201 261H203V262L201 263ZM204 261H205L206 263H205ZM211 261H212V262H211ZM231 261H232V262L234 261V262L232 263ZM257 261H258V263H257ZM5 262H6V263H5ZM12 262H13V263H12ZM182 262H183V263H182ZM199 262H200V263H199ZM63 263H61V264H63ZM144 263H143V264H144ZM252 263H253V262H252ZM169 264H170V262H169Z\"/></svg>",
  "mask_w": 264,
  "mask_h": 264
},
{
  "label": "clouds",
  "instance_id": "obj_3",
  "mask_svg": "<svg viewBox=\"0 0 264 264\" xmlns=\"http://www.w3.org/2000/svg\"><path fill=\"white\" fill-rule=\"evenodd\" d=\"M216 11H218L219 13H221L223 16L227 15L229 12V9L226 6L223 5H213L212 6Z\"/></svg>",
  "mask_w": 264,
  "mask_h": 264
},
{
  "label": "water",
  "instance_id": "obj_4",
  "mask_svg": "<svg viewBox=\"0 0 264 264\" xmlns=\"http://www.w3.org/2000/svg\"><path fill=\"white\" fill-rule=\"evenodd\" d=\"M60 200H61V198H60ZM45 202L48 203V204H50L52 207H55V208H57V205L59 206V204H57L59 201H57V200L51 201V203H49L48 201H45Z\"/></svg>",
  "mask_w": 264,
  "mask_h": 264
}]
</instances>
